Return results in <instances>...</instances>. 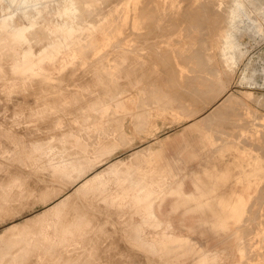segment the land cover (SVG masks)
<instances>
[{"label": "bare ground", "instance_id": "6f19581e", "mask_svg": "<svg viewBox=\"0 0 264 264\" xmlns=\"http://www.w3.org/2000/svg\"><path fill=\"white\" fill-rule=\"evenodd\" d=\"M48 1H50V0H0V10L1 11H3L4 12V15H1L2 16V18L0 19V47H2V49H1V51L2 50H4V53L6 54V52H9V53H14V54H12V58H13V56H14V60H15V58L18 60H20V58H17V57H19V56H17V57H15V54L16 55H20L21 56V60L19 61V63L17 64V67H18V70H19V72L21 73V74H23V75H27V77H28V74H31V73H33V74H31V76H32V80H33V75H35L37 72L36 71H39V73L41 72L42 74H44V77H47L46 78V80L47 79H49V78H53V77H55L54 76V71H55V68H48L47 66H46V62H50V63H53V67H55V64H56V62L57 61H59V62H61L60 64H64V63H66L67 62V60H69V59H71V58H76V57H84L85 58V56L87 55H89L90 54V51L91 50H93V49H95L94 51H92V53L93 54H91V57H92V55H93V57H95L99 52H100V50L99 49H101L102 48V40H110L111 39V36L110 35H112V33L109 35L106 31L108 30V32L110 31V30H112V32H113V30H116L117 28H119V27H125V26H127V24H128V22H130L129 20L131 19V20H133V23H132V25L134 26V28H138V24L140 25V22H141V24H142V22H146L147 21V24L146 25H143L144 26V34H145V28H146V26L149 24V25H151L152 26V28L153 27H155V25H157L156 26V28H158L159 26V23L160 22H162L161 20H163L164 18H166V15H167V17H168V13H170V11L173 9V11L175 10V7H176V5H177V1L175 2V0H118L117 1V3L114 5V4H112L111 3V5H114V6H112L111 7V9H106L105 8V6H107V5H105L106 3H103L104 2V0H103V2H102V4H103V10H104V8H105V12L103 13V14H105L106 12H107V14H105L104 16H102V13L101 12H99V10L101 9H98V4H101V3H99L98 1H100V0H60V2H61V5L59 6V8H58V10H57V14H59V16H60V18H62L61 19V22H58V24H54V25H52V26H50L48 23H47V25H45V26H39V24H40V19H43V21L44 20H46V18H45V16H44V12L48 9V7H49V5H48ZM107 1V0H106ZM113 1V0H112ZM182 1V0H181ZM181 1H179L178 0V5L180 6H184V5H182L181 3H183V2H181ZM185 1V0H184ZM191 1V0H190ZM189 0H187V2L185 1V3H188L189 4V2H190ZM218 1V0H217ZM221 1V0H220ZM228 1V0H227ZM247 0H231V4L229 3V6H228V3H226V1H223V4L224 3H226V4H224V13H221V11L219 10V8L220 7H218L217 9H218V11L214 8V4H213V2H214V0L212 1V0H206V2H205V0H204V2L205 3H202V5L200 6H197L196 5V3L197 2H194L195 3V5H192V6H189V7H187V9H185L183 12H185L183 15H184V17L186 16L187 17V19L185 18V19H183V20H185V22L187 23V25L185 24L184 26H185V29H187V33H190L189 31H191V34L193 33V35L192 36H190V40H188V41H191V43H190V45L189 46H187V48H184L183 50H181V53H180V50H178V52L180 53V54H182V56H183V59H185V62L187 61V63L188 62H192L193 64H194V66L191 68V70H190V72L192 73V70H194V71H196L195 72V76L193 77L192 75V77L193 78H190V79H193V80H197V82L196 83H191L190 84V80H189V83H188V85L190 86V90L192 91V93L193 92H195V93H198V92H200V91H208V90H210V91H215V93H219V95H217V96H220V94L222 93V92H220L221 91V89L222 88H224V86L226 85V83H225V80L223 79V77H222V74H221V70H223V73L224 72H226V71H224V69L223 68H225V66L224 67H222V69L220 68V67H218V66H212V63H209L211 60H212V62H213V57H215V56H217V55H219L220 57V59L222 60V63L224 62L225 63V65H227V66H229V69L231 68L232 69V67H234L235 66V64L237 63V61H239L238 60V57H237V54H236V50H235V48H236V44H235V42L233 41V31L234 30H238L237 28L235 29V24L237 23V21H236V19H238L239 18V16L241 15V12H243L242 11V9L245 7V2H246ZM57 2V1H56ZM55 2V3H56ZM96 2H98V4L96 3ZM107 2H109V0L107 1ZM111 2V1H110ZM116 2V0L114 1V3ZM192 2V1H191ZM229 2H230V0H229ZM193 3V2H192ZM216 3V2H215ZM220 3V2H219ZM39 4H42L43 6L42 7H38L37 5H39ZM102 4H101V6H102ZM213 4V5H212ZM220 4H222V3H220ZM249 4V3H248ZM57 5V4H56ZM110 5V6H111ZM178 5H177V8L178 9H181L180 7H178ZM190 5V4H189ZM217 5H219V4H216V6ZM100 6V5H99ZM100 6V7H101ZM186 6V5H185ZM185 6H184V8H185ZM222 7H223V5H222ZM225 7H226V10H225ZM107 8H109V7H107ZM228 8V9H227ZM252 9V8H251ZM183 10V9H182ZM102 11V10H101ZM176 11V10H175ZM101 13V17H100V15L99 14H97V13ZM179 12V11H178ZM180 12H181V10H180ZM0 13H2V12H0ZM87 13H92V14H96L97 15V17L95 16V18H96V20H93V19H91V20H93L92 22L91 21H88V19L86 18L88 15H90V14H88L87 15ZM173 13H175V14H177V12H173ZM173 13H172V18H173ZM244 13V12H243ZM179 14V13H178ZM181 14V13H180ZM19 17V18H27L28 20H29V22H28V25H22V24H18L17 23V21H20V20H18L19 18H17V21L15 20V18L16 17ZM58 16V15H57ZM92 17H93V15H91ZM170 16V15H169ZM177 16V15H176ZM99 17V18H98ZM174 17H175V15H174ZM180 17V16H179ZM181 17H182V15H181ZM91 18V17H90ZM89 18V19H90ZM94 18V17H93ZM98 18V19H97ZM169 17H168V21H166V22H168V23H171V20H172V23H173V20H175V18H173V19H171L170 21H169ZM240 20H241V18H240ZM243 20H245V18L243 19ZM243 20H241V22L243 21ZM56 21V20H55ZM164 21V23H165V20H163ZM176 21V20H175ZM181 21V20H180ZM179 21V18H178V22H180ZM21 22V21H20ZM150 22V23H149ZM244 22V21H243ZM163 23V24H164ZM181 23V22H180ZM184 23V22H183ZM182 23V24H183ZM246 23H247V21H246ZM250 23H252L251 21H250ZM166 24V23H165ZM182 24H181V26H182ZM224 24V25H223ZM238 24V23H237ZM245 24V23H244ZM248 24H249V22H248ZM248 24H247V26L246 27H248ZM169 26H171L172 24H168ZM173 25H176V24H173ZM128 26H129V24H128ZM243 26V25H242ZM250 26V25H249ZM37 27H38V30H37ZM39 27H40V29L41 30H39ZM150 27V26H149ZM164 27V26H163ZM240 26H238V28H239ZM245 27V28H246ZM251 27H252V25H251ZM126 28V27H125ZM124 28V29H125ZM151 28V29H152ZM165 29H170L169 27H164ZM173 28V30L175 31V29L174 28H176L175 26L173 27V26H171V29ZM179 28V27H178ZM242 28V27H241ZM245 28H243V29H245ZM35 29H36V31H40L39 33H41V36L43 35V36H45L46 37V39H47V41L46 40H44V38L43 37H41L39 34H38V32H37V34H38V36H40L41 38H43V40L45 41V45L44 46H42L41 48H40V50H38L39 49V47L37 48V45H36V47L34 46L35 44H36V42H35V40H32V39H34V37H33V35H35L34 34V31H35ZM120 29H123V28H120ZM130 28H128L127 30H129ZM150 29V28H149ZM242 29V30H243ZM251 29V28H250ZM102 30H106L105 31V33L103 32V34L101 35H97L98 33H102ZM118 30V29H117ZM146 30H148L147 28H146ZM177 30V29H176ZM183 30H184V28H183ZM209 30H211L210 32H212V31H214V32H212L213 34H209L210 32H208ZM240 30V29H239ZM246 30V29H245ZM254 30V29H253ZM120 31V30H119ZM142 31V30H141ZM140 31V32H141ZM155 31H157V30H155ZM164 31V30H163ZM174 31H173V33H174ZM216 31V32H215ZM241 31V30H240ZM249 31V30H248ZM254 31H256V30H254ZM253 31V32H254ZM123 32H124V30H123ZM127 32V31H126ZM125 32V33H126ZM159 32V31H158ZM166 30L164 31V33L165 34H162V33H160V34H162V35H165L166 36ZM250 32H252V31H250ZM249 32V33H250ZM252 32V34L254 35L255 34V32L253 33ZM115 33V32H114ZM117 33H118V31H116V34H115V37L117 36ZM121 33H122V31L121 32H119L118 34H120L121 35ZM125 33H124V35H125ZM129 33H131V31H129ZM150 33H151V30H150ZM171 33H172V31H171ZM175 33H176V31H175ZM186 33V34H187ZM238 33V32H237ZM239 33H241V32H239ZM257 33V32H256ZM36 34V35H37ZM135 34H136V32H135ZM139 34V33H138ZM153 34V33H152ZM155 35H156V32L154 33ZM153 34V35H154ZM185 33H183V35H184ZM243 34V33H242ZM242 34L240 35V36H242ZM251 34V33H250ZM251 34V35H252ZM123 35V36H124ZM126 35H129L128 33H126ZM133 35V34H132ZM131 35V36H132ZM168 35H170V34H168ZM167 35V36H168ZM190 35V34H189ZM188 35V36H189ZM208 35H210L209 37H208ZM259 35V34H258ZM31 36H32V38H31ZM113 36V35H112ZM139 36V35H138ZM147 36H150V37H152L151 36V34L149 35H147ZM156 36H158V35H156ZM172 37H171V40H172V38H173V34L171 35ZM186 36V38H187V35H185ZM185 36H183L184 38H185ZM130 37V36H129ZM133 37H134V35L131 37L132 39L131 40H133ZM140 37V36H139ZM139 37H137L136 36V39L138 38L139 39ZM145 37V39H147L146 38V36H144ZM163 37V36H162ZM170 37V36H169ZM168 37V39H170ZM261 37V36H260ZM41 38H37V36H36V39H38V42H39V39H41ZM113 38V37H112ZM135 38V37H134ZM153 38V37H152ZM155 38V37H154ZM158 38V37H157ZM119 39H121V38H119L118 37V40ZM125 39H126V37H125ZM128 39V38H127ZM136 39H134L133 41H132V43H130V44H134L135 43V40ZM149 40H153V39H150V38H148ZM159 39V38H158ZM158 39H155V40H158ZM162 39V38H161ZM176 39V38H175ZM188 39V38H187ZM43 40H42V42H43ZM113 39H111L110 41H112ZM140 40H142L141 38H140ZM148 40V41H149ZM160 40V39H159ZM179 40V39H178ZM177 39H176V41H178ZM37 41V40H36ZM41 41V40H40ZM103 41V42H104ZM120 41V40H119ZM129 41H130V39H129ZM137 41V43H139V42H141V41H139V40H136ZM139 41V42H138ZM143 41V40H142ZM148 41L146 40V46H145V44H144V47H145V49H146V47H147V45H148ZM163 41V40H162ZM181 41V40H180ZM33 42H35V44L33 45ZM123 42H124V40H123ZM131 42V41H130ZM155 42V41H154ZM153 42V43H154ZM258 42V41H257ZM105 43H107V42H105ZM109 43V42H108ZM118 43V42H117ZM128 43V42H127ZM126 41H125V44H124V46H126ZM151 43V42H150ZM152 43V44H153ZM164 45L168 48V46H167V44H169L167 41L165 42V39H164ZM238 44H240L239 43V41L237 42ZM41 44V45H42ZM111 43H109L108 44V47H109V45H110ZM115 44V43H114ZM136 44V43H135ZM156 44V43H155ZM35 47V48H37V51L35 52V48L33 47V46ZM118 45V44H117ZM119 45H120V42H119ZM140 45H142V43L140 44ZM139 45V48L141 47ZM160 45H161V47H163V50H164V46H162L163 44H159V48H161L160 47ZM180 45V44H179ZM131 46V45H130ZM129 46V47H130ZM136 46V45H135ZM151 46V45H150ZM153 46V45H152ZM152 46H151V49L153 50H155L156 48L155 47H153L152 48ZM158 46V45H157ZM238 46V45H237ZM107 47V45H105V47H103V48H106ZM121 47H122V43H121ZM137 47V46H136ZM181 48H182V46H180ZM240 47V46H239ZM34 48V49H33ZM119 47L117 46V48L116 49H118ZM124 48V47H123ZM122 48V49H123ZM127 48H128V45H127ZM131 48H134V46L133 47H131ZM138 48V47H137ZM142 48V47H141ZM148 48H150V47H148ZM166 48V49H167ZM175 48V47H174ZM96 49H98V50H96ZM114 49V48H113ZM121 49V50H122ZM124 49H126V48H124ZM162 49V48H161ZM160 49V50H161ZM166 49H165V51H166ZM170 49H171V47H170ZM170 49H169V51H170ZM237 49V51H238V47L236 48ZM121 50H120V48H119V51H117V50H115V52L117 51L118 52V54L120 53V54H122V57L124 56L123 55V53H121ZM128 50V52H129V49H126V51ZM130 50H133V49H130ZM152 50H151V52H152ZM157 50H159L158 48H157ZM168 50V49H167ZM172 50V49H171ZM176 50V49H175ZM6 51V52H5ZM39 51V52H38ZM99 51V52H98ZM110 51H111V49H110ZM110 51L109 52H107V54L108 53H110ZM133 51H135V49L133 50ZM145 51V50H144ZM173 51V50H172ZM171 51V52H172ZM240 51V50H239ZM38 52V53H37ZM96 52H98L97 54H96ZM106 52V51H105ZM111 52H113V54H114V50H112ZM131 52V51H130ZM130 52H129V54H130ZM149 52V51H148ZM156 52V51H155ZM154 52V53H155ZM163 51L161 50V54L163 55L162 57H161V59L164 57V54L162 53ZM167 52V51H166ZM174 52V51H173ZM0 53H2V52H0ZM96 55H95V54ZM133 54H135V57H137V58H140V54L141 53H138L139 54V57H138V55H137V53L135 52H132ZM131 53V54H132ZM157 53V52H156ZM170 53V52H169ZM168 53V54H169ZM174 53H176V52H174ZM174 53H172V55L174 54ZM242 53V52H241ZM246 53V52H245ZM100 54V53H99ZM102 54V53H101ZM111 54V53H110ZM149 55L148 56H150V54H152V53H148ZM158 54H159V52H158ZM157 54V55H158ZM167 54V55H168ZM178 54V53H177ZM176 54V58H178L179 57V55H177ZM243 54V53H242ZM4 55V54H3ZM2 55V56H3ZM65 56V57H62L61 59H59V56ZM115 55V54H114ZM114 55H113V58H114ZM125 55H126V53H125ZM127 55H128V53H127ZM137 55V56H136ZM153 55V54H152ZM152 55H151V58H152ZM157 55H156V58H157ZM160 55V54H159ZM158 55V56H159ZM165 55H166V53H165ZM171 55V56H172ZM239 55H240V52H239ZM246 55V54H245ZM5 56V55H4ZM98 56H100V55H98ZM101 56H103V55H101ZM117 56V55H116ZM119 57H120V55H118ZM117 56V57H118ZM130 56L131 55H128V57L130 58ZM178 56V57H177ZM182 56H180V57H182ZM241 56V55H240ZM6 57H7V55H6ZM5 57V58H6ZM8 57H9V54H8ZM7 57V58H8ZM68 57H71V58H69L68 59ZM89 57H90V55H89ZM88 57V58H89ZM92 57V58H93ZM103 57H105V56H103ZM102 57V59H101V63H102V65H101V67L103 66V65H105L103 62H105L104 61V58ZM107 57V56H106ZM105 57V60L107 59ZM115 58V59H117V61H119L118 60V58ZM132 57H133V55H132ZM142 57H143V54H142ZM141 57V58H142ZM167 56H165V58H166ZM4 58V59H5ZM6 58V59H7ZM10 58V57H9ZM87 58V59H88ZM92 58H90L89 59V63H90V61H91V59ZM100 58V57H99ZM99 58L97 59V60H99ZM108 58H112L111 56L109 57L108 56ZM112 58V59H113ZM121 58V57H120ZM124 58V57H123ZM126 58V57H125ZM134 58V57H133ZM137 58H135V60L137 59ZM140 58V59H141ZM144 58H145V56L142 58L143 60H144ZM147 58V57H146ZM159 58V57H158ZM169 58H171L172 60H173V62L171 61V63L172 64H174V58H173V56L172 57H167V59L170 61L171 59H169ZM6 59H5V62L4 61H2V65H3V62L4 63H6ZM11 59V58H10ZM83 59V58H82ZM96 59V58H95ZM115 59H113L114 61H115ZM138 60L139 62H141V60ZM150 58H148V60H149ZM154 59H155V56H154ZM164 59V58H163ZM180 59V58H179ZM182 59V58H181ZM244 59V58H243ZM243 59L242 60H240V61H243ZM80 60V59H79ZM93 60V59H92ZM96 60V61H97ZM126 60L128 61V59L126 58ZM148 60H146L145 59V63H147V65L149 66H145L146 68H149L150 69V64H148ZM158 60H160V59H158ZM158 60H157V63H158ZM165 60V59H164ZM178 60V59H177ZM220 60V61H221ZM13 61V60H12ZM17 61V62H18ZM70 61V60H69ZM78 61V60H77ZM77 61H76V63H77ZM94 61V60H93ZM93 61H91L92 63H93ZM96 61H94L95 62V64H96ZM121 61V60H120ZM125 61V60H124ZM124 61L121 63V65L124 63ZM154 61V60H153ZM181 61V60H180ZM179 61V62H180ZM16 62V61H15ZM80 62V61H79ZM81 62H82V60H81ZM99 61H98V64L100 63ZM111 62V59H110V61L109 62H107L106 61V63L107 64H109ZM113 62V61H112ZM129 62V61H128ZM138 62V63H139ZM150 63H151V67H153V62H151V61H149ZM161 62H162V60H161ZM165 62H167V60L165 61ZM183 62H184V60H183ZM184 62V63H185ZM216 59H215V64H216ZM8 63H9V60H8ZM7 63V64H8ZM11 63V62H10ZM10 63H9V65H10ZM76 63H73V64H75V65H77ZM89 63H87V65L89 64ZM115 63V62H114ZM132 63V60H131V62H130V65H132L131 64ZM156 63V60H155V62H154V64ZM164 63V62H163ZM178 63V62H177ZM177 63L176 64H174L173 65V67L170 65V67L171 68H173V70H174V66L175 65H177ZM184 63L182 64V62H181V64H182V66L184 65ZM186 63V64H187ZM6 64V66H8ZM86 64V63H85ZM94 64V63H93ZM97 64V65H98ZM128 64V66H129V63H127ZM127 64H126V62H125V65L127 66ZM136 64H137V60H136ZM180 64V65H181ZM185 64V65H186ZM241 64V63H240ZM246 64V63H245ZM15 65V64H14ZM13 65V66H14ZM61 65V66H62ZM67 65H68V62H67ZM75 65H74V70H77V68H79V66L78 67H76L75 68ZM91 65V64H90ZM90 65L88 66V67H90ZM97 65H95V66H97ZM111 65V67L113 66V64L111 63L110 64ZM110 65H109V68H110ZM124 65V66H125ZM142 65H143V63H142ZM165 65V64H164ZM167 65H169L168 64V62H167ZM166 65V69H168V66ZM190 65V64H189ZM213 65H214V62H213ZM65 66V65H64ZM68 66H70V65H68ZM81 66V65H80ZM84 67H85V65H83ZM94 66V65H93ZM93 66H92V68H93ZM105 66H108V65H105ZM105 66L103 67L104 68V70H105ZM115 66H117V64L115 65ZM120 66V63L118 64V67ZM124 67L125 68V70H126V72H127V69L126 68H128V67ZM136 66V65H135ZM138 66V65H137ZM140 66V65H139ZM138 66V68H140ZM157 66V64L156 65H154V67H153V69H151V70H154V68ZM160 66V64H158V69L160 68L159 67ZM222 66H223V64H222ZM244 66V65H243ZM3 67H4V65H3ZM3 67H1V68H3ZM8 67H10V66H8ZM7 67V68H8ZM66 67V66H65ZM65 67H63V71L62 72H60V73H64V71H65ZM98 68L97 69H99V66H97ZM100 67V68H101ZM114 67V66H113ZM112 67V68H113ZM121 67H123V66H121ZM164 66L162 65V68H163ZM189 67L190 66H188V69H189ZM236 67V66H235ZM5 68V67H4ZM3 68V69H4ZM11 68H13V67H11ZM72 68V69H73ZM83 68V67H82ZM91 68V67H90ZM109 68L107 67L106 68V71H107V74H105V75H108V76H110L111 77V75H109L110 73L112 74L113 73V71L112 72H110L109 71ZM112 68H110V70H112ZM132 68V67H131ZM135 68V67H134ZM144 68V67H143ZM176 68V67H175ZM183 68V67H182ZM243 68V67H242ZM6 69V68H5ZM4 69V70H5ZM70 69V68H69ZM83 69H85V68H83ZM94 69H95V71L97 70L95 67H94ZM102 69V68H101ZM99 70V71H101L100 73L102 74V72H104L105 73V71H102V70ZM119 69H120V67H119ZM133 69V68H132ZM132 69H131V71H132ZM136 69V68H135ZM135 69H133V70H135ZM177 69H181V66H180V68H179V66H178V68ZM184 69H187V67L185 66V68ZM183 69V70H184ZM236 68H234V69H232L231 71L233 72L234 70H235ZM241 69V68H240ZM16 70H17V68H16ZM62 70V69H61ZM79 70H80V68H79ZM87 70L89 71L90 69H88L87 68ZM92 70V69H91ZM90 70V71H91ZM114 70V69H113ZM122 70V74L124 75V76H122V77H125L124 79H127L128 77H129V75H126V76H128L127 78H126V76H125V73H123V69H121ZM144 70H146V69H144ZM163 70V69H162ZM168 70H170L171 71V69L169 68ZM167 70V71H168ZM227 70V69H226ZM237 70H238V68H237ZM6 71H7V73H8V70L6 69ZM11 71V70H10ZM14 71V70H13ZM67 71H70L71 72V70H68V68H67ZM81 71H82V69H81ZM94 71V70H93ZM92 71V72H93ZM98 71V72H99ZM115 71V70H114ZM130 70H129V72H131ZM138 71V69L136 70V72H134L135 74L136 73H138L139 74V71ZM155 71H157V68H156V70ZM154 71V72H155ZM160 71V70H159ZM166 71V70H165ZM189 71V70H188ZM230 71V70H229ZM229 72V74L231 73L232 74V72ZM17 72V71H16ZM19 72L18 73H15L16 75L17 74H19ZM66 72V71H65ZM70 72H68V75L70 74ZM73 73H74V71H72ZM92 72H91V74H92ZM118 72V71H117ZM133 72V71H132ZM142 71L140 70V73H141ZM152 72V71H151ZM151 72H149L150 74H152ZM178 72V71H177ZM190 72H186V73H188V74H190ZM239 72H241V71H239ZM35 73V74H34ZM38 73V74H39ZM40 73V74H41ZM72 73V74H73ZM103 73V74H104ZM115 73V72H114ZM143 73H146V71L144 72L143 71ZM157 72H155L154 73V76L152 75V78L153 77H155V74H156ZM162 73H164V74H166V76H167V74L168 73H171V72H167V73H165L164 72V70L162 71ZM161 73V74H162ZM173 73V72H172ZM175 73V72H174ZM173 73V74H174ZM180 73V72H179ZM184 73V72H183ZM182 73V74H183ZM194 73V72H193ZM192 73V74H193ZM234 73V72H233ZM6 73H4V75H5ZM12 73H10V75H11ZM13 74H14V72H13ZM11 75V76H14V75ZM79 74V73H78ZM78 74H77V71H76V73H75V75H76V77L78 76ZM82 76L85 74H89V73H87V71L86 72H83V74H82V72L80 73ZM117 74V73H116ZM119 74V73H118ZM126 74H128V72L126 73ZM130 74V73H129ZM158 74V73H157ZM160 74V73H159ZM226 74V73H225ZM228 74V73H227ZM228 74V75H229ZM1 75H3V74H1ZM4 75H3V77H4ZM15 75V78H20V77H18V75L16 76ZM58 75H60V74H58ZM67 75V74H66ZM85 75H84V77H83V79H85ZM94 75H96L97 76V72H95V74ZM99 75V74H98ZM105 75H103L104 77H108V76H105ZM112 75H114V74H112ZM120 75V74H119ZM119 75H118V77H119ZM146 75V74H145ZM170 74H168V76H169ZM176 75V74H175ZM178 75V74H177ZM233 75V74H232ZM243 75V74H242ZM7 76H8V74H7ZM35 76H37V75H35ZM40 76V75H39ZM64 76V75H63ZM72 75H70V76H68L69 78L71 77ZM82 76H80V77H82ZM89 76H90V74H89ZM93 76V75H92ZM91 76V77H92ZM115 76V75H114ZM113 76V77H114ZM133 77H134V74L132 75ZM132 76H130L129 78H131L132 79ZM136 76H137V74H136ZM139 76H140V74H139ZM138 76V77H139ZM142 76H143V74H142ZM141 76V77H142ZM147 76H148V73H147ZM147 76H146V78H147ZM160 76V75H159ZM159 76L157 75L156 77H158V79H160L161 78V80H162V77H163V75L159 78ZM165 76V75H164ZM184 76H186L185 74H184ZM188 76V75H187ZM187 76H186V78H187ZM190 76V77H191ZM10 76H8V78H9ZM24 77V76H23ZM30 77V76H29ZM29 77H28V79H29ZM65 78H66V76H64ZM63 77V79L61 80L62 82L65 80L66 81V79L67 80H69L68 78H64ZM79 76H78V78H80ZM86 77H88L87 75H86ZM91 77H90V79H91ZM155 77V78H156ZM231 77V76H230ZM235 77V76H234ZM26 78V77H25ZM24 78V79H25ZM38 78V77H37ZM42 78V77H41ZM74 77H72L71 78V82H73L72 81V79H73ZM96 78V77H95ZM97 78H100V77H98L97 76ZM96 78V79H97ZM117 78V76L116 77H114V79H116ZM120 78V77H119ZM118 78V79H119ZM137 78V77H136ZM140 78V77H139ZM138 78V79H139ZM143 79H145L144 77H142ZM142 78H141V80H142ZM148 78H150L151 79V77H149L148 76ZM171 78V77H170ZM177 78V77H176ZM180 78V77H179ZM233 77H231V79H232ZM242 78V77H241ZM4 78H2L1 79V81L3 80ZM14 79V78H13ZM13 79H10V80H13ZM21 79V78H20ZM27 79V78H26ZM55 79H57V78H54V80ZM59 79V78H58ZM57 79V80H58ZM77 79V78H76ZM75 79V80H76ZM81 79V78H80ZM92 79H94L93 77H92ZM92 79H91V81H92ZM101 79H102V76H101ZM101 79H99V81L98 82H101ZM104 79V78H103ZM106 79V78H105ZM117 79V80H118ZM123 79V78H122ZM123 79V80H124ZM134 79H135V77H134ZM138 79H137V81H138ZM150 79H149V81L148 82H150ZM165 79V78H164ZM163 79V81H165ZM168 79H169V77H168ZM172 79H173V76H172ZM181 79V78H180ZM182 79H184V81L186 80L184 77L182 78ZM182 79H181V81L179 82V84L180 83H182ZM244 79H247V76L245 75L243 78H242V81H244ZM5 82H7V78L5 77ZM23 80V79H22ZM30 80V79H29ZM29 80L27 81V82H29ZM34 80H35V83H36V81L37 80H39V79H35L34 78ZM43 80H45V78H42V82H43ZM53 80V81H54ZM74 80V81H75ZM82 80V79H81ZM95 80V79H94ZM93 80V81H94ZM111 80V79H110ZM120 81H121V79H119ZM129 80V79H128ZM127 80V81H128ZM174 80V79H173ZM237 80V79H236ZM0 81V82H1ZM4 81V80H3ZM14 81V80H13ZM59 81V80H58ZM77 81V80H76ZM75 81V82H76ZM93 81H92V83H93ZM103 81V80H102ZM108 81H109V79H108ZM116 81V80H115ZM126 81V80H125ZM125 81H123L122 83L124 84V82ZM130 81V80H129ZM133 82V85H134V82H135V80H132ZM139 81H140V79H139ZM143 81V80H142ZM142 81H140V82H142ZM154 81H156L157 82V80L155 79ZM163 81H162V83H163ZM33 82V81H32ZM32 82H29V83H32ZM39 81H37V83H38ZM45 82V81H44ZM43 82V83H44ZM49 82H50V80H49ZM96 82V81H95ZM110 82V81H109ZM112 82V81H111ZM151 82H152V79H151ZM158 82H161V81H158ZM178 82V81H177ZM186 82V81H185ZM193 82V81H192ZM239 82V81H238ZM3 83V82H2ZM16 83V82H15ZM28 83V85L30 86V87H32V84L30 85ZM34 83V84H35ZM40 83H41V79H40ZM42 83V84H43ZM55 83H56V81H55ZM54 83V84H55ZM65 83V82H64ZM68 83V82H67ZM67 83H66V85H67ZM77 83H79V81L77 82ZM86 83H88L87 85L89 86V84L91 85V83H89V82H86ZM103 82H101V84H102ZM105 83V82H104ZM108 82H107V80H106V83L105 84H107ZM113 83H115L114 81H113ZM117 83H118V81H117ZM116 83V84H117ZM127 83V82H126ZM132 83H130L129 85L130 86H132ZM147 83V80L145 79V84ZM165 83V82H164ZM163 83V84H164ZM167 83H169L168 82V80H167ZM173 82H172V80H171V83L170 84H172ZM184 83V82H183ZM182 83V84H183ZM4 84V83H3ZM2 84V85H3ZM22 84V83H21ZM47 85L48 83L46 82V83H44V85ZM51 84V83H50ZM58 85L59 84H61V82L60 83H57ZM69 84H73V83H70L69 82ZM76 84V83H75ZM75 84H73L74 85V87L75 88H77L78 89V87L80 86L81 88H82V86H81V84H79V85H77V87L75 86ZM83 85L85 84L84 82L82 83ZM94 84V83H93ZM93 84L91 85V86H93ZM100 84V85H101ZM112 84V83H111ZM119 84V86H121L120 84L121 83H118ZM154 84H156L155 82H154ZM177 84V83H176ZM181 84V85H182ZM185 84V83H184ZM17 85V84H16ZM37 85V84H36ZM43 85V86H44ZM49 85V84H48ZM52 85V84H51ZM51 85H50V87H51ZM63 85H65V84H63ZM62 85V86H63ZM73 85H72V87H70L71 88V94H72V96H74L73 95V93L72 92H74L75 91V88L73 87ZM95 85H98V83L96 84L95 83ZM103 85V84H102ZM108 85H110V84H108ZM125 85H127V84H125ZM135 85H136V83H135ZM134 85V86H135ZM139 85V84H138ZM143 85V84H142ZM142 85H140V86H142ZM146 85H150V83L148 84H146ZM153 85V84H152ZM151 85V86H152ZM160 85V87H158ZM169 84H167V86H166V88L168 87V88H170L169 86H168ZM178 85V84H177ZM181 85H180V87H181ZM1 86V85H0ZM19 86V85H18ZM28 86V87H29ZM34 86V85H33ZM38 86H40V88L38 89L39 91H41L40 89H41V84H39V85H37V87ZM67 86H70V85H67ZM85 87H86V85H84ZM104 86V85H103ZM106 86V85H105ZM104 86V87H105ZM113 86V84L111 85V87ZM128 86V85H127ZM126 86V87H127ZM130 86H128V88L130 89ZM158 86L157 85H153V87H151L150 88V86L148 87V89H149V91H147L146 93H147V96H146V98L144 99V97H142L143 98V100H145L144 102H143V100L142 99H140V100H142V102L144 103V104H146V105H150V104H154V102H155V104L153 105L152 104V106H155L156 104L157 105H159L160 103L162 104V102H163V104H164V106L162 107V109L163 110H159V109H157V110H153V112L152 111H150L149 109H147V108H145V109H143V110H139L138 108H137V110H139V111H134V106H133V102L135 101V97H132V96H128V95H126V96H124V95H122L123 94V92L125 93L126 91H125V89H124V86H122L123 88H121L120 90H118V91H116V89H111L110 87V89L108 88V86H107V88H106V90L104 89V88H102V87H100L101 89H103V90H105V92H104V94L102 95L101 94V98H102V100H98V101H96L95 99H94V97H95V95H96V93L94 94V95H92V98H91V95L90 94H88L87 92L89 91V89H88V91L86 92H84V93H86V94H88V95H90L89 96V98L90 99H92L91 100V105H90V109H96V111H97V113H99L100 111H102V113L103 114H109V115H111V114H113V113H109L110 111H112V109H114V111H116V109L118 110V111H120V112H123V113H126V114H131L133 117H134V119H133V117H132V119H133V121H134V123L133 124H135V128H136V130L138 131V132H140L141 133V130H144L148 125L147 124H151L152 123V125L154 124H156V121L155 120H157V119H159V118H161V117H163L164 116V111L165 110H168L169 108L170 109H172V108H174V110H175V108H181V109H176L177 111L178 110H181V112L180 113H177V115H176V118H178V119H181V117H182V114H188V112L190 113L191 112V110H193V109H189L190 111H188V112H186L187 111V109H188V107H186V105H185V103L183 104V102L181 101L182 99L181 98H179V96H180V94L178 95L177 94V96L176 95H172L171 94V90L170 89H166V90H170V91H162L163 89H161V84L159 83L158 84ZM52 87H54V86H52ZM55 87H57L58 88V86H56L55 85ZM85 87H83V88H85ZM90 87V86H89ZM116 87H118V86H116ZM125 87V88H126ZM173 87H174V85H173ZM172 87V92H173V90L174 89H176L175 87L173 88ZM186 87L187 86H185V90H188V88L186 89ZM207 89H206V88ZM0 88H2V87H0ZM4 88V87H3ZM44 89H45V87H43ZM43 88H42V92L44 93L45 91H43ZM48 88H49V86H48ZM68 88V87H67ZM67 88L65 87L64 89H66L67 90ZM73 88H74V91H73ZM80 88V89H81ZM93 88V87H92ZM92 88H90V91L92 90ZM95 88H97V86H95ZM94 88V89H95ZM133 88V87H132ZM135 89H136V87H134ZM145 89H146V87H144ZM179 88V87H178ZM251 88V87H250ZM20 89L21 88H19V92L17 93L18 95H16L17 96V98H18V96H21V92H20ZM31 89H33V88H31ZM47 89V88H46ZM45 89V90H46ZM54 89L55 88H52V91L50 90V92H51V94L53 93V91H54ZM61 89H63V88H60V90ZM76 89V90H77ZM87 88H85L84 90H86ZM93 89V90H94ZM127 89V88H126ZM138 89V88H137ZM1 90V89H0ZM35 90H36V88H35ZM56 90H58V89H56ZM55 90V91H56ZM60 90H59V92H60ZM83 90V91H84ZM98 90H100L99 89V85H98ZM131 90H133V89H131ZM140 91L139 92H141L142 90L141 89H139ZM147 90V89H146ZM145 90V91H146ZM165 90V89H164ZM177 90V89H176ZM179 90H180V88H179ZM183 90V89H182ZM247 90V89H246ZM2 91V90H1ZM25 91V90H24ZM47 91V90H46ZM65 91V90H64ZM69 91V89L67 90V92ZM78 91V90H77ZM129 91V90H128ZM127 91V92H128ZM243 91V90H242ZM32 92V91H31ZM59 92H58V94H59ZM61 100L62 101H64L63 99H66L67 100V98H69V96H67V98H64L63 97V91L61 90ZM93 92H96V91H93ZM130 92V91H129ZM139 92H138V94H139ZM175 92V91H174ZM173 92V93H174ZM187 92L188 91H186L185 93L187 94ZM29 93H30V89H29ZM37 93H38V91H37ZM43 93H39V94H43ZM65 93V92H64ZM78 93H79V91H78ZM81 94H82V91L80 92ZM97 93H98V91H97ZM101 93V91H99V94ZM120 93H122L121 95H120ZM137 93V92H136ZM143 93H145V92H143ZM182 93H183V91H182ZM194 93V94H195ZM244 93V92H243ZM7 94V93H6ZM20 94V95H19ZM23 94V93H22ZM36 94V92L34 93V95ZM38 94V95H39ZM51 94H50V96H51ZM54 94V93H53ZM58 94L56 93V96H58ZM70 94V95H71ZM75 94V93H74ZM141 94V93H140ZM184 94V93H183ZM45 95H46V93H45ZM45 95H43V96H45ZM49 95V94H48ZM65 95V94H64ZM68 95H69V92H68ZM76 95H78V94H75V96ZM98 95V94H97ZM145 95V94H144ZM182 95V94H181ZM247 94L245 93V96H246ZM36 96H37V94H36ZM55 96V95H54ZM71 96V98H73ZM74 96V98H76ZM81 96V95H80ZM80 96H78L77 97V99H78V101H79V103H81V102H83L84 100H82V98L84 97H81L80 98ZM94 96V97H93ZM121 96V97H120ZM123 96V97H122ZM188 96V95H187ZM255 96V95H254ZM264 96V95H263ZM2 97V96H1ZM11 97H13L14 98V96L12 95ZM22 97V96H21ZM35 97V96H34ZM37 97H39V96H37ZM48 97V96H47ZM46 97V98H47ZM51 97H53V96H51ZM51 97H50V99H49V97H48V99H49V101L48 102H46V104L44 105V106H46L47 104H49V105H47L48 107L50 106V100H51ZM193 97V96H192ZM246 97H248V96H246ZM259 97V96H258ZM257 97V98H258ZM2 98H4V97H2ZM13 98L11 99V102H13L14 104H16L17 105V103H16V101H18V99L17 98H14V99H17L15 102L14 101H12L13 100ZM26 98H27V96H26ZM54 98V97H53ZM80 98V99H79ZM89 98H87V100L89 99ZM98 98H99V95H98ZM139 98H140V96H139ZM183 98V97H182ZM189 98H191V96H189ZM233 98V96H232V93H230V94H228V95H226L225 96V98L222 100V102H221V104H219L217 107H215L208 115H206V116H204L203 118H199V119H196L195 121L193 120V122L191 123V127L190 128H193L194 130H196L197 132H199V145L197 146V149L196 148H193V149H191L189 152H188V158L191 160V159H194V158H200V157H204V153H211V159L212 160H214V157H215V155H216V153H218V152H220V153H222L223 154V156H225L226 154H232L233 155V158L232 159H230V160H225L224 158H223V160H220V161H215V162H213V164L212 165H203V164H200V166H199V168H192V169H188V165L187 164H185V161H187L185 158H184V156H183V151H181V150H178L177 152H176V154H174V155H167V154H162V152H160L161 150H162V147H156L155 145H152V144H148L146 147H143V148H139V149H135L132 153H131V156L127 159V158H117V159H114V160H109V157H111L113 154H115L116 152H118V150L122 147V146H125V145H127V144H131L133 141H134V136H132L131 135V133L129 132V131H127L126 130V128H125V126H124V128H123V130L122 129H118V127L119 126H121V124H119V126H117V131L119 130L120 131V133H117L116 134V136H115V134H113L114 136H115V138L117 137V139H111V138H108L109 137V132H111L110 131V128L107 126V121H104V120H102V122H103V124H102V126H99L101 123H100V121H101V119H100V117L99 118H96V116H95V120H92L93 119V117L92 116H94L93 114L95 113V115H97L96 114V112L94 111H92L91 112V117L90 116H86V114H88L89 112H90V110L89 109H86V110H89V112L88 111H86V112H88V113H86L85 114V116H84V114L83 115H81L80 116V113H78L79 114V116L81 117V122L80 123H78L77 124V122L75 123V119H72V118H70V119H72L73 121H74V125H79V127L80 128H78L77 127V125H76V127L78 128V129H76V130H73V129H70L69 130V132H68V136H70L69 137V139H71V148H72V150H73V152H68V156L67 157H63V159L61 160V162H57L56 164H57V169L59 168L60 170H61V173L63 172L64 174H65V176L67 175V176H74V182H75V184H76V189H75V192H77V193H82L83 194V197H82V199L85 201L84 203H85V205H84V203H83V200H82V203L79 201V203H81L82 205H84V207H83V209L84 208H86L85 206H86V201H90V203L93 201V197H91V196H93V195H98L99 197H102V191H103V194L105 193L106 195H105V199H110V197H112V200H113V202H114V204L116 203V202H118V201H120L121 203H127V204H132V206L134 207V211H135V209L137 210L136 212H139V214L141 213L142 214V219H141V221L140 222H138L137 224H136V229L138 230L137 232H138V235L136 234L135 236H137V238L139 237V231H141V229H142V223H145V222H149V221H151V226L153 227V229H154V231L152 232L153 233V236H152V238H151V240H149V241H145V243H146V246L148 247V249L150 250V248H149V246L151 247V249L153 250V252L154 253H156V252H161L162 254H164L165 256H167L166 254H169L175 247L177 248V247H180V246H184L185 247V244H187V242H188V238H190L189 236H187V235H185V234H182V233H180L179 231H177V228H178V226L177 225H175V223H174V221H173V219H172V215L173 214H175V213H177V212H181L180 213V228H181V230H183V229H188V230H194L195 229V226H191V225H188L187 223H186V220H187V218L190 216V215H195V221H197L198 223L199 222H201V224L202 225H204V226H206V228L207 229H209V230H213V231H221V232H229V236L228 237H232V245H231V249H232V251H231V254H232V259L231 260H229L228 262H227V264H263V263H260V261H262L263 259H264V251L263 252H259V248L257 249V246L259 245H261L260 247H264V226H261L262 225V223H263V225H264V215L262 216L263 217V219L261 218V220H263V221H260V212L262 211H260L259 210V206L261 207V204L263 203V205H264V202H263V199H264V193H262V194H256L255 196L254 195H252V191L253 190H255L256 192H258V191H263L264 192V188H263V183H264V169L262 168L263 167V164H262V162L264 161L263 159H261L260 158V155H253V148H250V146L249 147H247L245 144L244 145H242V142H243V140H242V136L244 137V136H250V137H252V139L253 140H257V142L258 141H260V140H262L263 139V142H264V137L262 138V139H260V137H258V138H256L255 137V135H256V132H255V135H253L254 133H252L251 135H249L250 134V132H249V134H247V133H245L246 131V129L247 128H243L244 129V131H242L243 129L242 128H240V127H242V126H238L241 122L240 121H238V120H240L239 118H238V122H239V124L237 125L238 126V128H239V131H236L235 129H232L231 131H229V127L227 128L228 130H222V128H216L215 127V125H213V126H204L205 125V121L207 120L206 118H210L212 115H214V114H216V113H219L220 115H222L221 117H220V119H219V121L217 122V124H221L223 121L225 122H228V121H230L229 120V118L226 120V116H227V114H228V112H225L226 111V109H225V102H227V101H229V100H231ZM254 98H256V96L254 97ZM256 98V99H257ZM21 98H19V100H20ZM35 99H37L36 97H35ZM34 98L32 99V100H35ZM55 99V98H54ZM56 99L57 100H59L60 99V96H59V99H58V97H56ZM77 99H75V100H77ZM94 99V100H93ZM181 99V100H180ZM260 100H261V98H259ZM262 99H264V97L262 98ZM25 100V99H24ZM29 100H30V98H29ZM29 100H28V102H29ZM42 100H45V97L43 98L42 97ZM64 101V102H69L70 103V99H68L69 101ZM73 101H75L74 99H72ZM81 100V101H80ZM140 100H138L139 102H140ZM3 101V100H2ZM1 101V102H2ZM21 101V104L22 103H24V102H22L23 100H20ZM31 101V100H30ZM41 101V100H40ZM54 101H56V100H54ZM53 101V102H54ZM95 101V102H94ZM188 101V100H187ZM10 102V103H11ZM27 102V101H26ZM36 102H37V100H36ZM43 102V101H42ZM61 102V101H60ZM64 102H62V103H64ZM85 102V101H84ZM89 100H88V106H89ZM41 103V102H40ZM75 104L77 103V101L76 102H74ZM141 104V106H138V107H142V108H144V104ZM241 103V102H240ZM12 104V103H11ZM10 104V108L9 109H11V105ZM13 104V105H14ZM32 104H34V101H31V105ZM44 104V103H43ZM54 104H55V102H54ZM54 104H51V106L52 107H55V111L54 112H52V114L54 115V113L55 112H57V114H58V112H59V110H60V112L62 111V109L61 108H57V106H59L61 103H56V105H54ZM65 104H67V103H64V105ZM82 104V103H81ZM139 104V103H138ZM137 104V105H138ZM16 105H14V106H16ZM24 105V104H23ZM23 105H22V107H23ZM37 105V104H36ZM40 105V104H39ZM70 105V104H69ZM74 105V104H73ZM29 106H30V104H29ZM28 106V107H29ZM61 106H63V104L61 105ZM60 106V107H61ZM66 107H68V105H65ZM72 106V105H71ZM78 106V105H77ZM76 106V107H77ZM82 106H83V108H85V106L82 104ZM82 106L80 105L79 107H80V109H83L82 108ZM87 106V104H86V108L88 107ZM147 106V107H148ZM160 106V105H159ZM158 106V107H159ZM1 107V106H0ZM17 107H18V105H17ZM19 107H20V104H19ZM18 107V108H19ZM27 107V108H28ZM38 107V106H37ZM74 107V106H73ZM149 107H151V106H149ZM189 107H190V104H189ZM6 108H8V106L6 107ZM15 108V107H14ZM13 108V109H14ZM21 108V107H20ZM56 108H57V110L58 111H56ZM153 108V107H152ZM155 108H156V106H155ZM154 108V109H155ZM16 109V108H15ZM26 108H24V110H25ZM32 109V108H31ZM40 109V108H39ZM38 109V110H39ZM50 109H52V108H50ZM69 109V108H68ZM67 109V110H68ZM76 109V108H75ZM75 109L74 110H72L71 108H70V110H72V111H74L75 112ZM78 109V108H77ZM80 109L78 110V111H80ZM20 111L22 110V108L21 109H19ZM28 110H29V108H28ZM38 110H37V112H38ZM248 110V109H247ZM23 111V110H22ZM26 111H27V109H26ZM44 110H42L41 112H43ZM65 111H66V108H65ZM84 111H85V109H84ZM176 111V112H177ZM18 112V111H17ZM36 112V111H35ZM35 112H33V114H36ZM69 112H71V111H69ZM68 112V113H69ZM77 112V111H76ZM81 112H83V111H81ZM195 112V111H194ZM199 112H200V110H199ZM199 112L197 113V115L199 114ZM12 113V112H11ZM10 113V114H11ZM14 114H15V112H13ZM44 113V112H43ZM42 113V114H43ZM47 113V112H46ZM64 113V112H63ZM63 113H61V117H63L62 116V114ZM66 113H67V111H66ZM101 113V112H100ZM227 113V114H226ZM249 113V112H248ZM0 114H1V111H0ZM13 114V115H14ZM27 114H28V112H27ZM70 114H72V113H70ZM102 114V115H103ZM119 114V113H118ZM191 114V113H190ZM1 115H4V114H1ZM12 115V116H13ZM30 115H32V114H30ZM30 115H29V117H30ZM40 115V114H39ZM45 115V114H44ZM60 115V114H59ZM58 115V116H59ZM64 116H66V114H63ZM73 115H75V114H73ZM90 115V114H89ZM114 115V117L117 115H115V113L113 114ZM196 114H192V116H195ZM5 116V115H4ZM8 117L7 118H10L9 117V115H7ZM22 116H24V115H22ZM42 116V115H41ZM50 116H51V114H50ZM76 116V115H75ZM82 116H83V118H82ZM101 116V115H100ZM106 117L108 116V115H105ZM119 116V115H118ZM118 116H117V118L115 119L116 120V122L117 123H119V120H120V123H123V122H121L122 120H123V117H122V120H121V118L119 119L118 118ZM122 116H123V114H122ZM229 116V115H228ZM14 117V116H13ZM26 117H28V116H26ZM32 117H34V115L32 116ZM36 117H37V115H36ZM39 117V116H38ZM37 117V118H38ZM43 117V116H42ZM54 117V116H53ZM53 117H51V119L53 118ZM55 117H56V115H55ZM55 117H54V121L55 120H57V118L55 119ZM69 117H72V115L71 116H69ZM74 117V116H73ZM77 117L78 116H76V119H77ZM97 117H98V115H97ZM110 117V116H109ZM108 117V118H109ZM196 117V116H195ZM230 117H231V115H230ZM24 118V117H23ZM35 118V117H34ZM46 118H48V116L46 117ZM58 118H60V116L58 117ZM66 119H67V117H65ZM90 118H91V120L92 121H95V125H93L92 123V125L94 126V129L92 130V131H87V129H86V133L88 134V135H86L87 137L86 138H84L85 136L83 135V130H84V128H83V126H86L85 125V122H86V120H89L90 121ZM112 118L113 117H111V118H109V119H106V120H112ZM125 118V117H124ZM190 118H192V117H190ZM1 119V118H0ZM69 119V120H70ZM234 119V118H233ZM6 120V119H5ZM24 120V119H23ZM43 120V119H42ZM53 120V119H52ZM52 120L50 121V118H49V121L47 122V119H46V122H47V124H46V122H44L45 123V126L46 125H48V123L50 122H52ZM68 120V119H67ZM72 120H70L71 122H72ZM114 120V121H115ZM40 121V120H39ZM45 121V120H44ZM70 121H68V122H70ZM77 121V120H76ZM152 121V122H151ZM231 121L233 122L234 120H232L231 119ZM0 122H1V120H0ZM4 122V121H3ZM6 123L8 122V120H6L5 121ZM10 122V121H9ZM8 122V123H9ZM18 122V121H17ZM20 122H21V120H20ZM41 122H43V121H41ZM40 122V123H41ZM57 122H58V120H57ZM91 122V121H90ZM89 122V123H90ZM88 123V124H89ZM109 123H110V126H111V122L109 121ZM109 123H108V125H109ZM189 123V124H190ZM236 123V122H235ZM31 124V123H30ZM33 124V123H32ZM41 124H43V123H41ZM54 124V123H53ZM55 124H56V121H55ZM70 124V123H69ZM69 124H67V125H69ZM72 124V123H71ZM70 124V125H71ZM3 125H4V123H3ZM11 125H13V123H11L10 124V126ZM15 125H16V123H15ZM18 125H19V122H18ZM40 125V124H39ZM50 125V124H49ZM66 125V126H67ZM73 125V124H72ZM73 125V126H74ZM90 125V124H89ZM123 125H124V123H123ZM147 125V126H146ZM151 126V127H149L150 128V130L149 131H152V134H153V136L155 137V136H157V134H158V132H159V126ZM188 125V124H187ZM225 125H226V123H225ZM1 126V125H0ZM9 126V127H10ZM28 126H29V124H28ZM35 126L36 125H34V127H33V129H35ZM57 126H58V124H57ZM65 126V128H66V130L68 129L67 127ZM81 126H82V128H81ZM217 126V125H216ZM229 126V125H228ZM2 127V126H1ZM3 127H5L6 128V126L4 125ZM8 126H7V128H9ZM14 126H12L11 127V130H12V128H13ZM18 127V126H17ZM70 127H72V126H70ZM92 127V126H91ZM112 127H113V125H112ZM221 127V126H220ZM236 127V126H235ZM258 127V126H257ZM30 128V127H29ZM40 128H41V126H40ZM42 128H43V126H42ZM55 128H57V127H55ZM54 128V129H55ZM61 128V127H60ZM59 128V129H60ZM232 128H233V126H232ZM256 128V127H255ZM15 129V128H14ZM13 129V130H14ZM22 129H24V128H22ZM44 129V128H43ZM42 129V130H43ZM54 129H53V132H55L56 131V129H55V131H54ZM58 129V128H57ZM64 129V128H63ZM62 129V130H63ZM75 129V128H74ZM223 129H225V126H224V128ZM240 129H242L241 131H240ZM249 129H251V131H252V128H249ZM7 130V129H6ZM12 130V131H13ZM37 129H35L34 131H36ZM45 130V129H44ZM61 129H60V131H62ZM90 130V129H89ZM115 130H116V128H115ZM32 131V130H31ZM33 131V132H34ZM50 129H49V133H50ZM59 131V130H58ZM116 131V132H117ZM118 131V132H119ZM254 131V130H253ZM255 131H257V130H255ZM260 131V130H259ZM259 131H257V133L259 132ZM17 132V131H16ZM43 132V131H42ZM115 132V133H116ZM17 133H19V132H17ZM21 133V132H20ZM28 135H30L28 132H26ZM25 133V134H26ZM48 133V132H47ZM48 133V134H49ZM62 133V132H61ZM220 133L223 135H227V136H225V137H231V140H229V141H226V142H224L223 140V142L224 143H228V144H226V146L223 144V142L222 143H219L218 142V136L216 135V134H219L220 135ZM6 134V133H5ZM12 134H14V133H12ZM22 134H23V132H22ZM38 134V133H37ZM37 134L35 135V138L36 139H34V141H36L37 140ZM45 134H46V131H45ZM56 134L58 135V132L56 131ZM56 134H54L55 135V137H56ZM62 134H64V133H62ZM85 134V133H84ZM111 133H110V135H112ZM263 133H261V135H262ZM15 135V134H14ZM40 135H42V133H40ZM103 135V136H102ZM108 135V136H107ZM112 135V136H113ZM222 135H221V137H222ZM258 135V134H257ZM21 136V135H20ZM24 136V135H23ZM27 136V135H26ZM37 136V137H36ZM49 136V135H48ZM64 135H62V137H60V138H63L64 139V137H63ZM84 136V137H83ZM146 136V135H145ZM11 137V136H10ZM13 137V136H12ZM30 137V136H29ZM42 137V136H41ZM50 137V136H49ZM65 137H66V134H65ZM72 137H73V139H72ZM224 137V136H223ZM6 138H8L9 139V137H6ZM15 138H17V137H15ZM25 138V137H24ZM24 138H22V139H24ZM34 138V137H33ZM44 138V137H43ZM67 138V137H66ZM94 138V140L92 141L91 139H93ZM20 139H21V137H20ZM26 139H28L27 137H26ZM49 139H51V138H49ZM49 139H48V141H49ZM58 139V138H57ZM57 139L55 138V141L58 143V141H57ZM85 139H86V141H85ZM136 139V138H135ZM155 139L156 140H159V137H155ZM230 139V138H229ZM11 139H9V141H10ZM15 140V139H14ZM40 140H43L42 138H40L39 139V141L37 142V143H39L38 145H40V146H42L41 145V143H40ZM60 140H62V139H60ZM65 140V139H64ZM219 140H220V138H219ZM6 141V140H5ZM12 141V140H11ZM11 141H10V143H11ZM16 141V140H15ZM24 141V140H23ZM23 141H22V143H23ZM29 141V140H28ZM30 141H32V138H30ZM48 141H46L47 143H48ZM63 141V140H62ZM69 141V140H68ZM67 141V142H68ZM19 142V141H18ZM26 142V141H25ZM24 142V143H25ZM42 142V141H41ZM45 142V141H44ZM50 142V141H49ZM52 142V141H51ZM55 142V143H56ZM61 142V141H60ZM60 142L58 143V146H59V144H60ZM158 142V141H157ZM262 142V143H263ZM33 143V142H32ZM35 143V142H34ZM43 143V142H42ZM47 143H46V145H47ZM68 143H70V142H68ZM67 143V144H68ZM7 144H8V142H7ZM11 144H13V143H11ZM17 144V143H16ZM15 144V145H16ZM18 144H20V143H18ZM17 144V145H18ZM36 144V143H35ZM44 144V143H43ZM54 144V143H53ZM264 144V143H263ZM23 145V144H22ZM27 145V144H26ZM49 145H50V143H49ZM49 145H47V146H49ZM65 145V144H64ZM262 145V144H261ZM8 146V145H7ZM10 146V145H9ZM25 146V145H24ZM52 145H50V147H51ZM61 146V145H60ZM12 147H15V146H12ZM26 147V146H25ZM24 147V148H25ZM52 147H54V146H52ZM51 147V148H52ZM66 147H67V145H66ZM10 148V147H9ZM8 148V149H9ZM16 148V147H15ZM45 148V147H44ZM48 148V147H47ZM50 148V149H51ZM57 148V147H56ZM60 148V147H59ZM58 148V149H59ZM61 148H62V146H61ZM65 148V147H64ZM63 148V149H64ZM17 149V148H16ZM23 149V148H22ZM37 149H38V147H37ZM39 149H40V147H39ZM66 149V148H65ZM70 149V148H69ZM7 150V149H6ZM41 150V149H40ZM39 150V151H40ZM61 150V149H60ZM59 150V151H60ZM17 151V150H16ZM25 151L27 152L28 150H26L25 149ZM46 151V150H45ZM62 151H64V150H62ZM69 151V150H68ZM252 151V152H251ZM12 152V151H11ZM10 152V153H11ZM19 152H21V151H19ZM22 152H24V151H22ZM38 151H36V153H37ZM43 152V151H42ZM42 152H41V154H42ZM65 152V151H64ZM63 152V153H64ZM185 152H186V150H185ZM8 153V152H7ZM34 153H35V151H34ZM35 153V154H36ZM50 153V152H49ZM60 153V152H59ZM62 153V152H61ZM187 153V152H186ZM6 154V153H5ZM17 154H18V152H17ZM27 154H29V152L27 153ZM38 154H40V153H38ZM23 155H25L26 156V154H25V152L23 153ZM34 155V154H33ZM37 155V154H36ZM45 155V154H44ZM52 155V154H51ZM63 155H65V154H63ZM17 156V155H16ZM24 156V157H25ZM30 156V155H29ZM28 156V157H29ZM32 156V155H31ZM30 156V157H31ZM40 156V155H39ZM49 156L50 155H48V158H49ZM156 156H160V157H163V160H162V163H159L158 164V166H157V164L155 165V163H154V158H155V160H157L158 158L156 157ZM3 157V156H2ZM23 157V156H22ZM29 157V158H30ZM36 157V156H35ZM41 157V156H40ZM43 157H45V156H43ZM52 157V156H51ZM56 157H58V154H57V156ZM5 158V157H4ZM38 158V157H37ZM42 158V157H41ZM53 158H54V154H53ZM60 158V157H59ZM62 158V157H61ZM228 158V157H227ZM7 160L9 159V158H6ZM16 159V158H15ZM32 159H34L35 160V158H32ZM40 159V158H39ZM38 159V160H39ZM44 159V158H43ZM138 159V161H135V160H137ZM217 159H218V157H217ZM0 160H1V156H0ZM20 160H23V158L22 159H20ZM20 160H17V161H20ZM3 161V160H2ZM1 161V162H2ZM25 161V160H24ZM40 161H41V159H40ZM44 161V160H43ZM49 161V160H48ZM48 161H44V162H48ZM55 161H56V158H55ZM60 161V160H59ZM1 162H0V164H1ZM5 162V161H4ZM13 162V161H12ZM15 162V161H14ZM29 162V161H28ZM51 162V161H50ZM53 163H54V161H52ZM3 163V162H2ZM11 163V162H10ZM10 163L8 164V166H10ZM16 163V162H15ZM19 163V162H18ZM24 163V162H23ZM36 163H38V162H36ZM41 163H42V161H41ZM46 163H44L45 165H43L44 167L46 166ZM157 163V162H156ZM5 164V163H4ZM7 164V163H6ZM25 164H27V163H25ZM12 165V164H11ZM15 165V164H14ZM28 165L29 164H27V167H28ZM51 164H48V167L50 166ZM53 165V164H52ZM246 165L248 166V168H245L246 167ZM23 166H25L26 167V165H23ZM30 166H32V165H30ZM11 167V166H10ZM9 167V169H12V170H14L13 169V167L15 168V166H12L11 168ZM32 167H34V165L32 166ZM32 167H31V173H28V175H31L32 174ZM36 167V166H35ZM38 167H39V165H38ZM41 167V166H40ZM54 166H52V168H53ZM102 167V169H99V168H101ZM0 168H1V166H0ZM19 168V167H18ZM21 168V167H20ZM20 168L18 169V170H20ZM37 168V167H36ZM46 168V167H45ZM50 168H51V166H50ZM30 169V168H29ZM28 169V170H29ZM47 169V168H46ZM5 170V169H4ZM15 170H17V168L15 169ZM28 170H25V169H22V171H28ZM2 171V170H1ZM6 172H8V174H9V171H7V170H5ZM50 171L51 170H49V172L47 171V173L46 174H51L50 173ZM12 172V171H11ZM10 172V173H11ZM16 172V171H15ZM19 172V171H18ZM38 172V171H37ZM1 173V172H0ZM2 173H4V172H2ZM2 173H1V175H2ZM13 173V172H12ZM20 173H21V171H20ZM23 173V172H22ZM34 173H35V171H34ZM33 173V174H34ZM38 173H40V172H38ZM56 173V172H55ZM36 174V173H35ZM52 174H53V171H52ZM52 174H51V176L50 177H52ZM60 174V173H59ZM11 175V174H10ZM17 175V174H16ZM19 175H22V174H19ZM19 175L17 176V179L19 178ZM39 175H41V174H39ZM42 175H44L43 173H42ZM41 175V176H42ZM58 175V174H57ZM4 176H6L5 174H4ZM4 176H2V177H4ZM8 176V175H7ZM23 176V175H22ZM33 176V175H32ZM31 176V179H32V184H33V179H35V178H33ZM40 176V177H41ZM59 176V175H58ZM61 176V175H60ZM59 176V177H60ZM112 176H115L116 177V182H117V185H119L117 188L119 189V191H116L117 193H115V194H111L110 195V197L107 195V193H108V190L110 189V186H109V184L111 183V181H112V179H111V177ZM11 177H12V175H11ZM13 177H14V175H13ZM45 177L48 179V177H47V175H45ZM56 177V176H55ZM8 178V177H7ZM6 178V179H7ZM10 178V177H9ZM37 178H38V176H37ZM45 178V179H46ZM53 178H54V175H53ZM113 178V177H112ZM14 179V178H13ZM23 179V178H22ZM22 179H21V181H22ZM25 179V178H24ZM43 180V181H46V180ZM55 179V178H54ZM60 179H61V177H60ZM68 179V178H67ZM72 179V178H71ZM70 179V180H71ZM73 179H72V181H70V182H72L73 183ZM2 180V179H1ZM8 180V179H7ZM41 179H39V181H40ZM51 180V179H50ZM62 180H64V179H62ZM62 180H61V182H62ZM69 180V179H68ZM187 180H190L191 182H192V184H193V186H192V188L191 189H187V186H186V182H187ZM8 181H10V180H8ZM16 181V183H17V180H15ZM14 181V182H15ZM49 181V180H48ZM56 180H53V182H55ZM2 182V181H1ZM11 183H13V181H10ZM9 182V183H10ZM31 182V181H30ZM29 182V183H30ZM36 182V181H35ZM51 182H52V180H51ZM60 182V183H61ZM229 182H233V183H236L237 185H238V187H231V189L230 190H228L227 189V191L226 192H223V193H220V191H222L224 188H225V186H226V184L227 183H229ZM3 183H4V180H3ZM5 183H7V182H5ZM15 183V184H16ZM40 182H37V185L39 184ZM47 182H45V184H46ZM56 183V182H55ZM58 183V182H57ZM66 183H68V181L66 182ZM114 183H115V181H114ZM119 183V184H118ZM15 184H13L14 186H15ZM18 184H19V182H18ZM24 184V183H23ZM23 184H22V188L25 190L27 187H26V185H25V187H23ZM44 184V185H45ZM50 184V183H49ZM48 184V185H49ZM54 184V183H53ZM245 184V188L243 189V188H241V186L242 185H244ZM4 185V184H3ZM5 185H7V184H5ZM12 185V184H11ZM17 185V184H16ZM20 185V184H19ZM29 185L30 184H28L27 183V186H28V188H29ZM35 186H37L36 184H34ZM40 185V184H39ZM43 185V186H44ZM239 185H240V187H239ZM2 186V185H1ZM7 186H9L10 187V185L8 184ZM6 186V187H7ZM41 186V185H40ZM41 187L42 188V192L44 191V188L46 189V187ZM46 186H47V184H46ZM66 186H68V184L66 185ZM5 187V188H6ZM39 187V186H38ZM55 187H59V185H56ZM70 187V186H69ZM243 187V186H242ZM15 188H17L16 186H15ZM21 188V191L23 190ZM31 188H34V190H35V187H32V185H31ZM31 188H29V189H31ZM52 188H53V186H52ZM51 188V189H52ZM3 189V188H2ZM10 189H13L12 187H10ZM18 189H19V187H18ZM37 189V188H36ZM57 189V192L59 193V190H61V189H59L58 190V188H56ZM103 189V190H102ZM115 189V188H114ZM7 190V189H6ZM6 190H5V192H6ZM26 190H28V189H26ZM38 190H39V188H38ZM65 190L67 191V189H66V187H65ZM29 191V193L31 192V195H30V197L32 196V195H34V194H36L37 192H35L34 194H32L33 192H32V190H28ZM28 191H27V195L29 194L28 193ZM40 191V192H41ZM48 191H51V190H48ZM56 190H54V192H55ZM110 191V190H109ZM11 192V191H10ZM9 191H8V195L7 196H9V195H11V193H10ZM20 192V191H19ZM39 192V193H40ZM53 192V193H54ZM63 192V191H62ZM3 193V192H2ZM25 193H26V191H25ZM38 193V194H39ZM51 193V192H50ZM259 193V192H258ZM21 193H19L18 195H20ZM52 194V193H51ZM60 194H62L61 192H60ZM73 194V193H72ZM109 194V193H108ZM6 195H5V200H6ZM13 195H15V196H17V194L16 193H14V194H12L11 195V197L13 196ZM55 195H57L56 194V192H55ZM55 195H52V196H55ZM262 195H263V197H262ZM23 196V195H22ZM25 196V195H24ZM29 196V195H28ZM39 196V195H38ZM45 196V195H44ZM48 196H49V194H48ZM51 196V197H52ZM59 196V195H58ZM67 196V195H66ZM65 196V197H66ZM74 196H76V195H74ZM252 196H254L255 198H256V201L255 200H253L254 202H252ZM11 197H9L10 199H14V197L13 198H11ZM26 197V196H25ZM36 197V196H35ZM72 197V196H71ZM78 197H80V196H78ZM97 197V196H96ZM254 197H253V199H254ZM2 198V197H1ZM4 198V197H3ZM2 198V199H3ZM19 198H20V196H19ZM29 198V197H28ZM26 199V200H28L29 201V203H30V201H31V203H32V201H33V197H31L30 199H32V200H30V199ZM54 198L55 197H52L51 199H53L54 200ZM74 198V197H73ZM76 198H77V196H76ZM76 198H75V200H74V202L76 203L78 200H80L79 198H78V200L76 201ZM81 198V197H80ZM35 199V198H34ZM40 199V198H39ZM49 199V198H48ZM97 199V198H96ZM104 199V200H105ZM108 199V200H109ZM169 199H173V202H172V204L170 205L171 206V210H165V206H167L169 203ZM8 200V199H7ZM22 200H23V197H22ZM26 200L24 201V202H26ZM36 200H37V198H36ZM42 200V199H41ZM69 200H71V201H69V202H72L73 201V199H69ZM262 200V203H260L259 201H261ZM11 201V200H10ZM15 201H17V200H15ZM3 202H4V200H3ZM7 202V201H6ZM9 202V201H8ZM19 202H21V200L19 201ZM38 202V201H37ZM44 202H45V200H44ZM49 202V201H48ZM57 202V201H56ZM55 202V204L54 205H52L51 207H49V209L51 210V209H54L55 210V212L57 213V216L58 217H60V214L63 212V208H65V206L68 204L67 202H66V200L65 199H63L62 198V200L61 201H59V202H57L56 203ZM102 202H103V197H102ZM101 202V200H100V204L102 203ZM111 201H109V203H110ZM5 203V202H4ZM3 203V204H4ZM12 203V202H11ZM28 202H26V204H27ZM78 203V202H77ZM76 203V204H77ZM78 203V204H79ZM87 203H89V202H87ZM99 203V202H98ZM98 203H96L95 204V202H94V205H96L95 207L97 208V206H98ZM104 203H105V201H104ZM108 203V204H109ZM259 203H260V205H259ZM3 204H2V206H3ZM10 204V203H9ZM15 204V203H14ZM70 204V203H69ZM73 204V203H72ZM92 204V203H91ZM108 204H106V206L107 207H105V208H108ZM117 204V203H116ZM0 205H1V203H0ZM13 204H11V206H12ZM29 205V204H28ZM32 205V204H31ZM75 204H73V206H74ZM82 205H81V209H82ZM105 205V204H104ZM252 205H254L255 206V209H252ZM11 206H10V208L9 209H11ZM72 206V207H73ZM93 205H90V207H89V205L87 206L89 209L92 207ZM110 206V205H109ZM118 206H120V205H118ZM129 206V205H128ZM254 206H253V208H254ZM256 206H258V207H256ZM1 207V206H0ZM5 207V206H4ZM4 207H3V209H4ZM32 207V206H31ZM67 207V206H66ZM70 207H71V205H70ZM102 206L100 205V208H101ZM130 207V206H129ZM264 207V206H263ZM263 207H261V208H263ZM15 208V207H14ZM88 208H86V209H88ZM93 208V207H92ZM103 208H104V206H103ZM119 208H121V207H119ZM2 209V210H3ZM9 209H5V210H9ZM71 208H69L68 210H70ZM77 209V208H76ZM75 208H74V210H76ZM79 209V208H78ZM85 209V211L87 212V210ZM95 208H93V210H94ZM99 209V206H98V208H97V210ZM102 209V208H101ZM101 209H99V210H101ZM109 209H111V208H109ZM113 209V208H112ZM112 209H111V211H112ZM115 209V208H114ZM129 209H131V207L129 208ZM5 210H4V212H5ZM65 210H67V208L65 209ZM68 210H67V213H68ZM90 210H92V209H90ZM105 210H108V209H105ZM105 210H104V213H106L105 212ZM117 211H118V209H116ZM116 210H115V212H116ZM133 209H131L130 211H132ZM52 211V210H51ZM62 211V212H61ZM77 211V210H76ZM79 211V210H78ZM82 211V210H81ZM102 212H103V210H101ZM101 211L100 212H98V213H100L101 214ZM111 211L109 210L108 212H107V214H106V216H107V218H110V213H111ZM133 211V212H134ZM9 212V211H8ZM11 212V211H10ZM42 212H43V209H42ZM50 212V211H49ZM48 212V213H49ZM70 212H73V211H70ZM93 211H91V214H92V217H93V213L94 214H96V209L94 210V212L92 213ZM13 213V212H12ZM15 213V212H14ZM38 213H41V211L39 212L38 211ZM37 213V214H38ZM47 213V212H46ZM54 213V212H53ZM67 213H65V214H67ZM82 213V212H81ZM81 213H80V216H81ZM90 213V212H89ZM97 213V214H98ZM104 213H103V216H105L104 215ZM109 213V214H108ZM121 213V212H120ZM21 214V213H20ZM55 214V213H54ZM54 214H52V215H54ZM83 214H85L84 213V211H83ZM82 214V215H83ZM100 214H99V217H100ZM115 214V213H114ZM133 214V213H132ZM262 214V213H261ZM10 215H11V213H10ZM46 215H48V214H46ZM50 215V214H49ZM52 215H50V217L52 216ZM56 215V214H55ZM54 215V216H55ZM86 215V214H85ZM102 215V214H101ZM126 215H128V214H126L125 213V216ZM130 215H131V213H130ZM197 215L199 216V217H197ZM35 216V215H34ZM44 216V215H43ZM43 216H41L42 217V219H43ZM68 217H69V213H68V215H67ZM66 216V217H67ZM71 216V215H70ZM79 216V217H80ZM87 216H88V213H87ZM87 216H85V219H86V217ZM114 216L117 218V216L116 215H113V218H112V215H111V218H112V224L114 223L115 225H117L116 224V221H113V219H114ZM18 217V216H17ZM40 217V218H41ZM57 217V220H61L60 218H58ZM62 217V219L64 218L63 216H61ZM66 218V219H68V222H66V220H65V222L67 223V224H71V220L72 219H75V220H77V217L78 216H76L75 218ZM95 217V216H94ZM97 217V216H96ZM102 217V216H101ZM132 217V216H131ZM197 217V218H196ZM210 217H212V218H210ZM12 218V217H11ZM16 218V217H15ZM30 218V217H29ZM32 218V217H31ZM81 218H82V216H81ZM88 218H89V216H88ZM106 218V220H108ZM129 218V217H128ZM79 219V218H78ZM83 219H84V215H83ZM83 219H82V221H79V223L81 222H84V223H86L87 225L89 224H91V216H90V221L88 220V222H85V220L83 221ZM132 219V218H131ZM130 219V221H132ZM35 220H37V219H35ZM35 220H33V222L31 223V224H34L36 221ZM46 219L44 218L43 219V221H45ZM56 220V221H57ZM94 220H98V219H94ZM103 219H101V221H102ZM110 220V219H109ZM115 220V219H114ZM24 221V220H23ZM25 221H26V219H25ZM24 221V222H25ZM27 221H28V219H27ZM30 221V220H29ZM70 221V222H69ZM78 221H76V222H78ZM104 221V220H103ZM111 221V220H110ZM128 221V220H127ZM40 222H41V220H40ZM64 222V221H63ZM72 222H74L73 220H72ZM124 222V221H123ZM125 222H126V220H125ZM42 223V222H41ZM54 223V222H53ZM57 223H58V221H57ZM57 223H55L54 225H56ZM94 223V222H93ZM119 223V222H118ZM122 223V222H121ZM121 223H119V224H121ZM51 224H52V221H51ZM78 224V223H77ZM98 224H99V222H98ZM100 224H101V222H100ZM111 224V225H112ZM128 224V223H127ZM126 223H125V225H127ZM130 224V223H129ZM39 225H41L40 223H39ZM80 225V224H79ZM78 225V226H79ZM82 225V224H81ZM84 226H85V224H83ZM82 225V226H83ZM88 225V226H89ZM105 225V224H104ZM108 225H110V224H108ZM110 225V226H111ZM132 225H134V223L132 222ZM145 225V224H144ZM31 226V225H30ZM29 226V227H30ZM33 226H35L36 227V225L34 224ZM61 226V225H60ZM60 226L58 227V230L59 231H61L60 230ZM76 226V225H75ZM83 226V227H84ZM91 226V225H90ZM89 226V227H90ZM95 229L97 228V223H95ZM93 225L91 226V228H93L94 227ZM101 226H103L102 224H101ZM122 226V225H121ZM34 227V228H35ZM64 227H66V229L63 231L65 234H70L71 232L70 231H72L73 229H74V227L72 228V230L71 229H69L66 225H64ZM83 227H81V226H79V228H83ZM119 227V226H118ZM117 227V228H118ZM123 227V226H122ZM201 227V226H200ZM23 228H28V225H26V222H25V224H20V223H12L11 225H9L7 228H6V230L5 231H3L2 233H0V252H3V253H5V254H11V252L13 251L12 250V247H11V245H9V246H5V250H2L1 249V247L3 246V244H4V242H5V240H7L13 233H15V231L16 230H18V229H23ZM32 226H31V228L29 229V230H31V232L30 233H32ZM91 228H88V230L86 231V232H88L89 231V229L90 230H92ZM103 228V227H102ZM102 228H101V230H102ZM111 228L112 227H110V230H111ZM124 228H125V226H124ZM123 228V229H124ZM130 228V227H129ZM132 228V227H131ZM42 229V228H41ZM56 229V228H55ZM84 229V228H83ZM99 229V228H98ZM97 229V230H98ZM104 229V228H103ZM112 229H114V228H112ZM122 229V230H123ZM126 229H128L127 228V226H126ZM136 229H133L135 232H136ZM34 230L35 231H37V229H33V232H34ZM40 229L38 228V232H40L39 231ZM96 230V231H97ZM117 230V229H116ZM120 230H121V228H120ZM58 231V232H59ZM94 231V230H93ZM100 231V230H99ZM106 231V230H105ZM107 231H109L108 230V228H107ZM113 231H115V229L113 230ZM113 231H112V233H113ZM126 231V230H125ZM129 231H130V229H129ZM134 231H130V232H132V233H134ZM56 232H57V230H56ZM55 232V233H56ZM81 232V235L83 234V232H82V229L80 230V231H78V233H80ZM102 232H103V230H102ZM109 232H111V231H109ZM124 232V231H123ZM127 232V234H128V230L126 231ZM254 232V234H256L255 236H257V235H260V234H263V236L262 237H259L258 238V240L261 238V241H259L260 243H257V245H256V240H255V236L253 237V236H251L252 235V233ZM9 233H10V235H9ZM24 233V232H23ZM60 233V232H59ZM75 233H76V231H75ZM74 230H73V238L75 237L74 236ZM85 233V232H84ZM90 233V236H91V234H92V232H89ZM95 233V232H94ZM97 233V232H96ZM99 233V232H98ZM108 233V232H107ZM116 233V232H115ZM120 234H121V231L119 232ZM119 233H117V234H119ZM141 233V232H140ZM33 234V233H32ZM65 234L64 235H62V237H61V240L62 241H66L67 240V237L65 236ZM87 234V233H86ZM100 234V233H99ZM109 234V233H108ZM202 234V233H201ZM253 234V235H254ZM31 235V234H30ZM30 235H29V244H31V246H32V243H37L36 242V239L37 238H39L38 236H37V238L34 240L35 242H33V240H31L30 239ZM34 235H37V232L36 233H34ZM34 235L32 236V237H34ZM46 235V234H45ZM61 235V234H60ZM89 235V234H88ZM94 236H95V234H93ZM92 235V236H93ZM101 235V234H100ZM116 235V234H115ZM115 235H108V236H111V238L112 237H115ZM128 235H130V234H128ZM132 235V234H131ZM9 236V237H8ZM44 236V235H43ZM59 236V235H58ZM78 236V235H77ZM103 236V235H102ZM117 236V235H116ZM141 236V235H140ZM25 237V236H24ZM79 237V236H78ZM81 237V236H80ZM98 237H99V235H98ZM121 237V236H120ZM125 237H127V235L126 236H123V239H125ZM132 237V236H131ZM41 238V237H40ZM85 238H86V236H85ZM89 238H91V237H88V239ZM93 238V237H92ZM95 238L97 239V235L95 236ZM101 238V237H100ZM104 238V237H103ZM102 238V239H103ZM116 238V237H115ZM132 238H134V234H133V237ZM143 238H144V236H143ZM253 238H254V240H253ZM42 239H44V237H42ZM46 239H48V238H46ZM94 239V238H93ZM135 239H136V237H135ZM257 239V238H256ZM28 240L26 241V242H28ZM59 240V239H58ZM87 242H89L90 240H87V238L85 239ZM97 240H99V238L97 239ZM110 240V239H109ZM136 240H138V239H136ZM135 240V241H136ZM139 240H141V239H139ZM138 240V241H139ZM257 240V241H258ZM38 241H39V239H38ZM41 241V240H40ZM46 241L47 240H45V243H46ZM51 241V240H50ZM95 241V240H94ZM103 241V240H102ZM107 241V240H106ZM118 241V240H117ZM122 241V240H121ZM125 241V240H124ZM127 241V240H126ZM142 241V240H141ZM141 241L139 242V244L141 243ZM255 241V242H254ZM61 242V241H60ZM87 242L85 243L84 242V244H86L87 245ZM92 242H93V240H92ZM99 242H101V240H99ZM103 242H105V241H103ZM103 242H101V243H103ZM109 242V241H108ZM107 242V244H109ZM59 243V242H58ZM106 243V242H105ZM105 243H103V245L105 244ZM117 243V242H116ZM122 243H124V242H122ZM129 243V242H128ZM128 243L127 244H125V246H128ZM190 243V242H189ZM188 243V244H189ZM29 244H26V246L27 247H30V245ZM62 244V243H61ZM61 244H59V247H60V245ZM83 244V245H84ZM89 244V243H88ZM95 244V243H94ZM93 244V245H94ZM100 244V243H99ZM98 244V245H99ZM106 244V245H107ZM110 244H113V243H110ZM136 244H137V242H136ZM192 244V243H191ZM190 244V245H191ZM196 244V243H195ZM46 245H49L50 246V244H47L46 243ZM54 245V249H55V245H57V244H53ZM92 245V244H91ZM98 245H96L97 247H98ZM102 245V246H103ZM120 245V244H119ZM118 245V246H119ZM129 245H131V244H129ZM132 245H135V244H132ZM142 245V244H141ZM143 245H145V244H143ZM189 245V246H190ZM198 245V244H197ZM256 245V246H255ZM58 246V245H57ZM101 246V247H102ZM112 246H114L115 248L117 247V245L115 246L114 244L112 245ZM123 246H124V244H123ZM137 246V245H136ZM146 246H144L145 248H146ZM158 246H161L162 247V250H158L157 249V247ZM37 247H39L40 248V246H37ZM61 247H62V245H61ZM60 247V248H61ZM84 247H85V245H84ZM89 247H90V244H89ZM92 247H94V246H92ZM100 247V246H99ZM98 247V248H99ZM104 247V246H103ZM138 247H139V245H138ZM141 247V246H140ZM144 247H143V249H144ZM188 247V246H187ZM199 247V246H198ZM42 248V247H41ZM43 248H45V247H43ZM53 248L51 249V247H50V249L51 250H53ZM59 248V249H60ZM72 248V247H71ZM73 248H74V246H73ZM83 248V247H82ZM91 248V247H90ZM89 248V249H90ZM104 248H106V247H104ZM122 248H124V247H122ZM128 248V247H127ZM126 248V249H127ZM132 248V247H131ZM23 249H24V247H23ZM38 249V248H37ZM78 249V248H77ZM101 249V248H100ZM103 249V248H102ZM116 249H118V250H121V248H116ZM186 249V248H185ZM184 249V250H185ZM188 249H190L189 247H188ZM191 249H194L193 251H195V252H197L196 254H198V252H199V258H198V262L197 263H195V261H193L195 264H214V263H216V262H220V260L221 259H219V257H218V255L220 254L218 251H211V250H209V249H207L204 245H202L201 246V248H199L197 251L195 250L196 248L194 247V246H192V248ZM43 250V249H42ZM45 250H47V249H44L43 251H44V253H45ZM55 250H57V249H55ZM72 250V249H71ZM70 250V251H71ZM74 250H75V252H76V248H74ZM78 250H81V249H78ZM77 250V251H78ZM105 250V249H104ZM147 250V249H146ZM148 250V251H149ZM152 250H151V252H152ZM257 250H258V261L259 262H255L254 263V261H252L250 258L251 257H249L248 256V253L250 254V255H252V253L254 252V253H257ZM26 251V250H25ZM24 251V252H25ZM50 251V250H49ZM48 251V252H49ZM58 251H60V250H58ZM68 251V250H67ZM73 251V250H72ZM97 251L98 252H100V250L98 249H96L94 252H96L97 253ZM105 251H108V249L107 250H105ZM117 251V250H116ZM122 251V253L123 254H126V253H124L125 252V250H124V252H123V250H121ZM131 250H129L128 251V249H127V252L129 253V254H131V252H130ZM134 251V250H133ZM145 251V250H144ZM156 251V252H155ZM179 252H180V254H181V250H178ZM177 251V252H178ZM183 251V250H182ZM189 251V250H188ZM191 251V250H190ZM28 252V251H27ZM47 252V251H46ZM54 252V251H53ZM66 252V251H65ZM64 251H63V253H65ZM74 252V253H75ZM82 252H84V250L82 251ZM82 252H81V254H82ZM87 252V251H86ZM137 252H139V251H137ZM136 252V253H137ZM143 252V251H142ZM176 252V253H177ZM179 252L177 253V255H179ZM192 252V251H191ZM37 253V252H36ZM59 253V252H58ZM57 253V254H58ZM73 253V254H74ZM80 253V252H79ZM101 253V252H100ZM102 253H104V252H102ZM101 253V254H102ZM109 253H110V251H109ZM114 253V252H113ZM113 253H112V255H113ZM144 253V252H143ZM142 253V254H143ZM26 254V253H25ZM51 254V253H50ZM50 254H49V256H50ZM53 254V253H52ZM70 254H71V252H70ZM99 253H97L96 255V257L98 258L99 257V255H98ZM106 254V253H105ZM140 254V253H139ZM142 254H141V257H142ZM147 254H148V252H147ZM150 254V253H149ZM187 254H190V253H187ZM186 254V255H187ZM192 254V253H191ZM26 255H29V253H27ZM66 255H67V253H66ZM75 255L77 256V252L74 254V256L73 257H75ZM94 255H95V253H94ZM93 255V256H94ZM122 255V254H121ZM133 255H135L134 253H133ZM138 255V254H137ZM137 255H136V259L132 256V254H131V257H133L135 260H136V263L138 262V260H139V258L137 257ZM144 255V254H143ZM174 255H175V253H174ZM183 255V254H182ZM59 256V255H58ZM58 256H56V258L58 257ZM62 256L63 255H61V258H62ZM70 255H69V253H68V255H67V260H65V261H67V262H65V264H70V258H69V260H68V257H69ZM91 256V255H90ZM127 256H128V254H127ZM130 256V255H129ZM128 256V257H129ZM172 256L173 255H171V258H172ZM185 256V255H184ZM195 256V255H194ZM255 256V255H254ZM51 257V256H50ZM52 257H54V256H52ZM64 257H65V255H64ZM71 257H72V254H71ZM78 257H79V255H78ZM117 257H118V255H117ZM116 257V258H117ZM145 257V256H144ZM152 257V256H151ZM176 256H174L173 258H175ZM183 257V256H182ZM181 257V258H182ZM198 257V256H197ZM35 258H37V256L35 257ZM60 258V259H61ZM83 258V260H86V259H84V258H86V256L85 257H82ZM89 258H91V257H89ZM94 258V257H93ZM100 258H101V256H100ZM99 258V259H100ZM124 258V257H123ZM133 258H132V260H131V262L133 261ZM146 258H147V256H146ZM192 258L194 259V257L192 256ZM253 258H255V257H253ZM59 259V258H58ZM59 259V260H60ZM74 259V258H73ZM76 259V258H75ZM88 259V258H87ZM98 259V260H99ZM148 259H149V257H148ZM147 259V260H148ZM179 259V256H178V258H177V260ZM12 260H14L15 262L17 261V260H15V258L14 259H12ZM38 259H35V261H37ZM44 260V259H43ZM82 260V259H81ZM90 260V259H89ZM88 260V261H89ZM97 260V259H96ZM125 260V259H124ZM143 260V259H142ZM168 260H169V258H168ZM176 260V259H175ZM34 261V260H33ZM54 261V260H53ZM57 261V260H56ZM60 261H62V260H60ZM95 260L93 259V261H92V259L89 261V263L90 262H92V264H93V262H94ZM126 261V260H125ZM140 261V260H139ZM144 261V260H143ZM153 261V260H152ZM76 262V261H75ZM86 262H87V260H86ZM98 262V261H97ZM123 262V261H122ZM135 262V261H134ZM133 262V264H136V263H134ZM146 262V261H145ZM150 262V261H149ZM154 262H156V259H155V261ZM171 262V261H170ZM179 262V261H178ZM18 262H16L15 264H17ZM37 263V262H36ZM41 263V262H40ZM62 263V262H61ZM60 263V264H61ZM77 263V262H76ZM81 263V262H80ZM83 263V262H82ZM88 263V264H89ZM104 262H102V264H103ZM118 263H119V260H118ZM124 263V262H123ZM125 263H129L128 261L127 262H125ZM124 263V264H125ZM163 263V262H162ZM165 263V262H164ZM174 263V262H173ZM176 263V262H175ZM174 263V264H175ZM64 264V263H63ZM71 264H72V262H71ZM74 264V263H73ZM79 264V263H78ZM85 264V263H84ZM100 264V263H99ZM108 264H109V262H108Z\"/></svg>", "mask_w": 264, "mask_h": 264}, {"label": "rangeland", "instance_id": "374dc122", "mask_svg": "<svg viewBox=\"0 0 264 264\" xmlns=\"http://www.w3.org/2000/svg\"><path fill=\"white\" fill-rule=\"evenodd\" d=\"M57 1V2H56ZM108 1V0H107ZM106 0H104V2H103V0H100V1H98L99 3H101L102 4V2L103 3H106L105 5H107V6H105V8L106 9H111V7L112 6H114L116 3H117V1L118 0H116V2L114 3V1L115 0H109V2H107ZM111 1V2H110ZM120 1V0H119ZM118 1V2H119ZM177 1V5H178V0H175V2ZM179 1H181V0H179ZM186 2H187V0H185ZM185 1L184 0H182L181 2H183V3H181L182 5H186L185 6V8H184V6L182 7L181 5L179 6L178 5V7H180L181 9H178L177 8V5H176V7H175V10L173 11V9L170 11V13H168V17L170 18L169 19V21L171 20V19H173V18H175V20H173V23H172V20H171V23H168V22H166V21H168L167 19H168V17H167V15H166V18H164L163 20H165V23H164V21L163 20H161L162 22H160L159 23V27L158 28H156V26L157 25H155V27H153L152 28V26L151 25H147L146 26V28L148 29V30H146V28H145V34H144V26L143 25H146L147 24V21L146 22H142V24H141V22H140V25L138 24V28L136 29V28H134V26L132 25V23H133V20H129L130 22H128V24H129V26H128V24H127V26H125V27H119V28H117L116 30H113V32H112V30H110L109 32H108V30L106 31V30H102V33H98L97 35H102L103 34V32L105 33V31L110 35L111 33H112V35H110L111 36V39H113L112 41H110V40H102V48L101 49H99L100 50V54L98 53V52H96V56L95 57H93V55H92V57H91V54H93L92 53V51H94L95 49H93V50H91L90 51V57H89V55L87 56H85V58L84 57H76V58H71V57H68V59L69 58H71V59H69V60H67V62H68V65H70V66H68L67 65V62L66 63H64L63 65L62 64H60L61 62H59V61H57L56 62V64H55V67H53V63H50V62H46L45 64H46V66L48 67V68H55V71H54V76L55 77H53V78H49V79H47L46 80V78L47 77H44V74H42L41 72V74L39 73V71H36L37 73L35 74V75H37V76H35V75H33L34 77H33V80L31 79L32 78V76H31V74H33V73H31V74H28V77H29V79H28V77H27V75H23V74H21L20 72H19V70H18V67H17V64L19 63V61L21 60V56L20 55H16L15 54V57H17V56H19V57H17V58H20V60L18 61L16 58H15V60L13 59L14 58V56H13V58L11 57L12 56V54H14V53H9V52H6V54L4 53V50H2L1 51V49H2V47H0V52H2V53H0V81H1V79L2 78H4L1 82H0V87H2V88H0L1 90H0V111H1V114H4V115H1L0 114V120H1V122H0V125L2 126H0V156H1V160H0V162H1V164H0V166H1V168H0V172L2 173V172H4V173H2V175H1V173H0V203H1V207H0V233H2L3 231H5L6 230V228L9 226V225H11L12 223H20V224H25V222H26V225H28V228H23V229H18V230H16L15 231V233H13L7 240H5V242H4V244H3V246L1 247V249L2 250H5V246L7 247V246H9V245H11V247H12V252H11V254H5V253H3V252H0V264H15L16 262H18L17 264H60L61 262V264H65V262H67V261H65V260H67V255H68V253H69V257H68V260H69V258H70V264H71V262H72V264L74 263V264H88L89 263V261L92 259V261H93V259L95 260L94 262H93V264H102V262H104L103 264H108V262H109V264H124L125 262H129V263H125V264H133V262L134 263H136V255H137V257L139 258V260H138V262L136 263V264H174L175 262V264H195V263H197L198 261V258H199V252H198V254H196L197 252H195V251H193L194 249H191L192 248V246H194L196 249V251L199 249V248H201V246L202 245H204L207 249H209V250H211V251H218L220 254L218 255V257H219V259H221L220 260V262H216V263H214V264H227V262L229 261V260H231L232 259V254H231V251H232V249H231V245H232V237H228L229 236V232H221V231H213V230H209V229H207L206 228V226H204V225H202L201 224V222H197V221H195V215H190L188 218H187V220H186V223L188 224V225H191V226H195V229L194 230H188V229H183V230H181V228H180V213L181 212H177V213H175V214H173L172 215V219H173V221H174V223H175V225H177L178 226V228H177V231H179L180 233H182V234H185V235H187V236H189L190 238H188V242H187V244H185V247L184 246H180V247H175L169 254H166L167 256H165L164 254H162L161 252H156V253H154L153 252V250L151 249V247L149 246V248H150V250L148 249V245L146 246V243H145V241L147 240V241H149V240H151V238H152V236H153V231H154V229H153V227L151 226V221H149V222H145V223H142V229H141V231H139V237L137 238V236H135L136 234L138 235V230L136 229V224L138 223V222H140L141 221V217H142V214L140 213L139 214V212H136L137 210L135 209V211H134V207L132 206V204H127V203H121L120 201H118V202H116L115 204H114V202H113V200H112V197H110V195L111 194H115V193H117L116 191H119V189L117 188L119 185H117V182H116V177L115 176H112L111 177V179H112V181H111V183L109 184V186H110V191L108 190V193H107V195L110 197V199L108 200V199H105V193L103 194V191H102V197H103V202H102V197H99L98 195H93V196H91V197H93V201L90 203V201H86V208H88L87 206L89 205V207H90V205H93L92 207L93 208H95L96 209V214H94L93 212H94V210H93V208L91 207L90 209H92V210H90L89 208L88 209H86V208H84L83 209V207H84V205H85V201L82 199V197H83V194L82 193H77V192H75V189H76V184H75V182H74V176L72 177H70V176H65V174L62 172L61 173V170L58 168L57 169V162H61V160L63 159V157H67L68 156V152H73V150H72V148H71V139H69V137L70 136H68L67 134H68V132H69V130L70 129H73V130H76V129H78V128H80L79 127V125H77L78 123H80L81 122V115H83L84 114V116H85V114L86 113H88L89 112V110H90V112L88 113V114H86V116H90L91 117V112L93 111H95L96 112V114L98 115V117H97V115H95V113L93 114L94 116H92L93 117V119L92 120H95V116H96V118H99L100 117V119H101V121H100V125L99 126H102V124H103V122H102V120H104V121H107V126L110 128V131L111 132H109V137L108 138H111V139H117V137L115 138V136H116V134L117 133H120V129H122L123 130V128H124V126H125V128H126V130L127 131H129L130 133H131V135L132 136H134V141L129 145V144H127V145H125V146H122L119 150H118V152H116L115 154H113L111 157H109V160H114V159H117V158H129L130 156H131V153L135 150V149H141V148H143V147H146L148 144H152V145H155L156 147H162V150L160 151V152H162V154H167V155H174V154H176V152L178 151V150H181V151H183V156H184V158L187 160V161H185V164H187L188 165V169L190 170V169H192V168H199V166H200V164H203V165H212L213 164V162H215V161H220V160H223V158L225 159V160H230V159H232L233 158V155L232 154H226L225 156H223V154L222 153H220V152H218V153H216V155H215V157H214V160H212L211 159V153H204V157H200V158H194V159H189L188 158V152L191 150V149H193V148H196L197 149V146L199 145V132H197L196 130H194L193 128H190L192 125H191V123L193 122V120L195 121L196 119H201V118H203L204 116H206V115H208L215 107H217L219 104H221V102H222V100L225 98V96L226 95H228V94H230V93H232V96H233V98L231 99V100H229V101H227V102H225V109H226V111L225 112H228V114H227V118H226V120L229 118V120L230 121H228V122H222L221 124H217V122L219 121V119H220V117L222 116V115H220L219 113H216V114H214V115H212L210 118H206L207 120L204 122L205 123V125L204 126H213V125H215V127L216 128H222V130H228L227 128L229 127V131H231L232 129H235L236 131H239V128H238V126H242V127H240V128H247L245 131V133H247V134H249V132H250V134L249 135H251L252 133H254L253 135H255V132H256V135H255V137L256 138H258V137H260V139H262L263 137H264V99H262L264 96V0H247L246 2H245V7L242 9V11L244 12H241V15L239 16V18L238 19H236V21H237V23L235 24V29L237 28L238 30H234L233 31V41L235 42V44H236V48L238 47V51H237V49L235 48V50H236V54H237V57H238V60L239 61H237V63L235 64V66L234 67H232V69H234V68H236L233 72L231 71L232 69L230 68L229 69V66H227V65H225V63L223 62L222 63V60L220 59L221 57L219 56V55H217V56H215V57H213V62H214V65H213V62H212V60L209 62V63H212V66H218V67H220L221 69H222V67H224L225 66V68H223L224 69V71H226V72H224L223 73V70H221V74H222V77H223V79L225 80V83H226V85L224 86V88H222L221 89V91L220 92H222L221 94H220V96H217V95H219V93H215V91H210V90H208V91H200V92H198V93H195V92H193L192 93V91L189 89L190 88V84L191 83H196L197 82V80H193V79H190V78H193L196 74H195V72L196 71H194V70H192V73L190 72V70H191V68L194 66V64L192 63V62H188L187 63V61L185 62V59H183V56H182V54H180L181 53V50H183L184 48H187V46H189L190 45V43H191V41H188V40H190V36H192L193 35V33L191 34V31H189L190 33H187V29H185V24L187 25V21L185 22V20H183V19H187V17L185 16L184 17V13L185 12H183L185 9H187V7H189V6H192V5H195V3L194 2H197L196 3V5L197 6H201L202 5V3H205L206 2V0H205V2H204V0H189L190 2H189V4L188 3H185ZM213 1V0H212ZM223 1H226V3H228V6H229V3L231 4V0H230V2H229V0L227 1V0H214V2H213V6H214V8L218 11V7H220L219 8V10L221 11V13H224L225 11L223 10L224 9V4H226V3H224L223 4ZM233 1V0H232ZM56 2V3H55ZM98 2H96L97 4H98ZM216 2V3H215ZM222 3V4H220V3ZM111 3L112 4H114V5H111ZM249 3V4H248ZM57 4V5H56ZM101 4H98L97 6H98V9H100L99 10V12H105V8H104V10L102 9L103 8V4H102V6H101ZM192 4V5H191ZM216 4H219V5H217L216 6ZM48 5H49V7H48V9L43 13L44 14V16H45V18H46V20H44L43 21V19H40L39 21H40V24H39V26L41 25V26H45V25H47V23L50 25V26H52V25H54V24H58V22H61V19L62 18H60V16H59V14H57L58 12H57V10H58V8H59V6L61 5V2H60V0H50V1H48ZM101 7H100V6ZM111 5V6H110ZM222 5H223V7H222ZM227 5V4H226ZM38 7H42L43 5L42 4H39V5H37ZM107 7H109V8H107ZM252 8V9H251ZM183 9V10H182ZM228 9V8H227ZM102 10V11H101ZM180 10H181V12H180ZM225 10H226V7H225ZM179 11V12H178ZM0 12H2V13H0V19L2 18V16L1 15H4V12L3 11H1L0 10ZM173 12H177V14H175V13H173ZM97 13V12H96ZM101 13H97V14H99L100 15V17H101ZM102 13V16H104L105 14H107V12L105 13V14H103ZM172 13H173V18L171 17L172 16ZM179 13V14H178ZM181 13V14H180ZM88 14H90V15H88ZM184 14V15H183ZM58 15V16H57ZM87 19H88V21H93V20H96V18H95V16L97 17V15L94 13V14H92V13H87ZM91 15H93V17L91 16ZM170 15V16H169ZM174 15H175V17H174ZM177 15V16H176ZM181 15H182V17H181ZM180 16V17H179ZM91 17V18H90ZM17 18H19L18 16L15 18V20L17 21ZM90 18V19H89ZM99 18V17H98ZM97 18V19H98ZM178 18H179V21L181 22H178ZM240 18H241V20H243L244 18H245V20H243L242 22H241V20H240ZM91 19H93V20H91ZM18 20H20V21H17V23L18 24H22V25H28V22H29V20L27 19V18H19ZM56 20V21H55ZM188 20V19H187ZM58 21V22H57ZM246 21H247V23H246ZM250 21L252 22V23H250ZM184 22V23H183ZM248 22H249V24H248ZM150 23V22H149ZM164 23V24H163ZM183 23V24H182ZM245 23V24H244ZM168 24H172L171 26H175L176 28H174L175 29V31H176V33H175V31L173 30V28L171 29V26H169ZM173 24H176V25H173ZM181 24H182V26H181ZM247 24H248V27H246L247 26ZM224 25V24H223ZM243 25V26H242ZM246 25V26H245ZM250 25V26H249ZM251 25H252V27H251ZM40 26V27H41ZM150 26V27H149ZM166 26V27H169L170 29H165L164 27ZM238 26H240L239 28H238ZM40 27H39V30H41L40 29ZM179 27V28H178ZM242 27V28H241ZM246 27V28H245ZM120 28H123V29H120ZM125 28V29H124ZM128 28H130L129 30H127ZM150 28V29H149ZM152 28V29H151ZM183 28H184V30H183ZM243 28H245V29H243ZM251 28V29H250ZM177 29V30H176ZM241 31H240V30ZM243 29V30H242ZM256 30V31H254V30ZM37 30H38V27H37ZM120 30V31H119ZM123 30H124V32H123ZM142 30V31H141ZM150 30H151V33H150ZM155 30H157V31H155ZM166 30L167 32H166V36L165 35H162V34H165L164 33V31ZM249 30V31H248ZM116 31H118V33L119 32H121L122 31V33H121V35L120 34H118L117 33V36L115 37V34H116ZM127 31V32H126ZM129 31H131V33H129ZM141 31V32H140ZM159 31V32H158ZM171 31H172V33H171ZM173 31H174V33H173ZM211 30H209L208 32H210ZM250 31H254L255 32V34L253 35L252 34V32H250ZM37 32L38 31H36V29H35V31H34V34L36 33L37 34ZM40 32V31H39ZM38 32V34L41 36V33H39ZM115 32V33H114ZM128 33L129 35H126V33ZM135 32H136V34H135ZM156 32V35H158V36H156L154 33ZM212 32H214V31H212ZM212 32H210L209 34L211 35V34H213ZM216 32V31H215ZM238 32V33H237ZM239 32H241V33H239ZM252 34H250V33ZM253 32V33H254ZM257 32V33H256ZM124 33H125V35H124ZM139 33V34H138ZM154 35H153V34ZM160 33H162V34H160ZM183 33H185L184 35H183ZM187 33V34H186ZM243 33V34H242ZM33 35V37H34V39H32V40H35V42H36V44H35V42H33V45L36 47V45H37V48L39 47V49L38 50H40V48L42 47V46H44L45 45V41L44 40H46L47 41V39H46V37L45 36H41V37H43L44 38V40H43V38H41L40 36H38V34L37 35ZM134 35V37H133V40L134 39H136V36L137 37H139V39L137 38L136 40H139V41H141V42H139V43H137V41L135 40V43L134 44H130V43H132V41L133 40H131L132 38V36ZM150 35L151 34V36L153 37H150V36H147V35ZM168 34H170V35H168ZM173 34V38H172V40H171V35ZM190 34V35H189ZM242 34V36H240ZM259 34V35H258ZM124 35V36H123ZM132 35V36H131ZM139 35V36H138ZM168 35V36H167ZM185 35H187V38H186V36ZM189 35V36H188ZM210 35H208V37L210 36ZM36 36H37V38L39 37V38H41V39H39V42H38V39H36ZM130 36V37H129ZM144 36H146V38L148 37V38H150V39H153L152 41L151 40H149L148 38L147 39H145V37ZM163 36V37H162ZM170 36V37H169ZM183 36H185V38L183 37ZM261 36V37H260ZM113 37V38H112ZM118 37L119 38H121V39H119L118 40ZM125 37H126V39H125ZM155 37V38H154ZM160 39H158V38ZM168 37L170 38V39H168ZM31 38H32V36H31ZM128 38V39H127ZM140 38L143 40H140ZM162 38V39H161ZM178 40V41H176V39ZM129 39H130V41H129ZM155 39H158V40H155ZM164 39H165V42L167 41L169 44H167V46H168V48L164 45L165 43H164ZM37 40V41H36ZM41 40V41H40ZM42 40H43V42H42ZM123 40H124V42H123ZM146 40L148 41V45H147V47H146V49H145V47H144V44H145V46H146ZM163 40V41H162ZM181 40V41H180ZM104 41V42H103ZM125 41H126V46H124V44H125ZM155 41V42H154ZM239 41V43L240 44H238L237 42ZM258 41V42H257ZM105 42H107V43H105ZM111 43L110 45H109V47H108V44L109 43ZM118 42V43H117ZM119 42H120V45H119ZM151 42V43H150ZM154 42V43H153ZM44 45H43V44ZM115 43V44H114ZM121 43H122V47H121ZM142 43V45H140ZM153 43V44H152ZM156 43V44H155ZM42 44V45H41ZM118 44V45H117ZM159 44H163L162 46H164V50H163V47H161V45H160V47L162 48H159ZM180 44V45H179ZM32 45V46H33ZM105 45H107V47L106 48H103V47H105ZM127 45H128V48H127ZM131 45V46H130ZM138 47H136V46ZM139 45L142 47H140L139 48ZM152 46V48L153 47H157L159 50H157V48L154 50H152L151 49V46ZM155 45V46H154ZM158 45V46H157ZM238 45V46H237ZM33 46V47H34ZM117 46L120 48V50L124 47V48H126V49H129V52H130V54H129V52H128V50L126 51V49H122L121 50V53H123V57H122V54H118V52L117 51H119V48L118 49H116L117 48ZM130 46V47H129ZM134 46V48H131V47H133ZM180 46H182V48L180 47ZM240 46V47H239ZM34 47V48H35ZM148 47H150V48H148ZM170 47H171V49L174 51V52H176V53H174L171 49H170ZM175 47V48H174ZM33 48V49H34ZM37 48H35L36 50H35V52L37 51ZM114 48V49H113ZM168 50H167V49ZM110 49H111V51L112 50H114V54H113V52H111L110 51ZM130 49H135V51H133V50H130ZM163 51L162 53L164 54V59L162 58L161 59V57L163 56L162 54H161V50ZM165 49H166V51H165ZM169 49H170V51H169ZM176 49V50H175ZM96 50H98V49H96ZM115 50H117L116 52H115ZM145 50V51H144ZM151 50H152V52H151ZM178 50H180V53L178 52ZM240 50V51H239ZM106 51V52H105ZM110 51V53H108L107 54V52H109ZM149 51V52H148ZM157 53H156V52ZM172 51V52H171ZM39 52V51H38ZM37 52V53H38ZM132 52H136L137 53V55H138V57H139V54L138 53H141L140 54V58L142 57V54H143V57L145 56V58H144V60L142 59H140V58H137V57H135V54H133ZM155 52V53H154ZM158 52H159V54H158ZM170 52V53H169ZM239 52H240V55H239ZM243 54H242V53ZM246 52V53H245ZM102 53V54H101ZM125 53H126V55H125ZM127 53H128V55H131L130 56V58L128 57V55H127ZM132 53V54H131ZM148 53H152V54H150V56H148L149 54ZM165 53H166V55H165ZM169 53V54H168ZM172 53H174L173 55H172ZM178 53V54H177ZM5 56H4V55ZM8 54H9V57L11 58H9L8 57ZM159 56H158V55ZM168 54V55H167ZM176 54L177 55H179V57L178 58H176ZM246 54V55H245ZM3 55V56H2ZM6 55H7V57H6ZM98 55H100V56H98ZM101 55H103V56H107L106 58V60H105V57H103V56H101ZM113 55H114V58H113ZM118 55H120V57L117 56ZM132 55H133V57H132ZM136 55V56H137ZM151 55H152V58H151ZM156 55H157V58H156ZM173 56V58H174V64H176L177 62V65H175L174 66V70H173V68H171L170 67V65L173 67V65L174 64H172L171 63V61L173 62V60L171 59V58H169V59H171L170 61L167 59V57H172ZM108 56L110 57H112L113 59H115L116 57L118 58V60L119 61H117V59H115V61L112 59V58H108ZM154 56H155V59H154ZM165 56H167L166 58H165ZM180 56H182V57H180ZM7 59H6V58ZM62 57H65V56H59V59H61ZM89 57V58H88ZM100 57V58H99ZM102 57L104 58V61L105 62H103L105 65H108V66H105V65H103L102 67H101V65H102V61H101V59H102ZM128 59V61L126 60V58ZM147 57V58H146ZM159 57V58H158ZM220 57V58H219ZM6 59V63H4L5 62V59ZM83 58V59H82ZM88 58V59H87ZM90 58H92L94 61H96L98 58H99V60H97L96 61V64H95V62L91 59V61H93V63L90 61V63H89V59ZM96 58V59H95ZM135 58H137L136 60H137V64H136V60H135ZM148 58H150L149 60H148ZM180 58V59H179ZM182 58V59H181ZM244 58V59H243ZM80 59V60H79ZM110 59H111V62L109 63V64H107L106 63V61L107 62H109L110 61ZM141 60V62H139L138 60ZM145 59L146 60H148V64H150V69L149 68H146L148 65H147V63H145L146 61H145ZM158 59H160V60H158ZM178 59V60H177ZM215 59H216V64H215ZM243 59V61H240V60H242ZM8 60H9V63H10V65H9V63H8ZM13 60V61H12ZM78 60V61H77ZM81 60H82V62H81ZM125 60V61H124ZM131 60H132V65H130V62H131ZM154 60V61H153ZM155 60H156V63L154 64V62H155ZM157 60H158V63H157ZM161 60H162V62H161ZM167 60V62H168V64L169 65H167V62H165ZM181 60V61H180ZM183 60H184V62H183ZM221 60V61H220ZM2 61H4L3 62V65H4V67L8 70V73H7V71H6V69L3 67V65H2ZM16 61V62H15ZM18 61V62H17ZM76 61H77V63H76ZM80 61V62H79ZM98 61L100 62L99 64H98ZM113 61V62H112ZM124 61V63L121 65V63ZM149 61H151V62H153L152 64H153V67H154V65H156L157 64V66H158V64H160V68L158 69V67L156 66L155 68H154V70H151V69H153V67H151V63L149 62ZM180 61V62H179ZM115 62V63H114ZM125 62H126V64L127 63H129V66H128V64H127V66L125 65ZM139 62V63H138ZM164 62V63H163ZM181 62H182V64L184 63V65L182 66V64H181ZM8 63V64H7ZM73 63H76L77 65H75V64H73ZM86 63V64H85ZM87 63H89L88 65H87ZM113 64V68L111 67V65L110 64ZM120 63V69H119V67H118V64ZM142 63H143V65H142ZM187 63V64H186ZM241 63V64H240ZM246 63V64H245ZM6 64L8 65V66H10V67H8V66H6ZM15 64V65H14ZM91 64V65H90ZM98 64V65H97ZM117 64V66H115ZM165 64V65H164ZM181 64V65H180ZM186 64V65H185ZM190 64V65H189ZM222 64H223V66H222ZM14 65V66H13ZM62 65V66H61ZM66 67H65V66ZM74 65H75V68L76 67H78L79 66V68H80V70H79V68H77V70H74ZM81 65V66H80ZM83 65H85V67L83 66ZM90 65V67H88ZM94 65V66H93ZM95 65H97V66H99V69H97L98 67L97 66H95ZM109 65H110V68H112V70H110V68H109ZM126 67H128V68H126L127 69V72H128V74H126L127 72H126V70H125V66ZM136 65V66H135ZM140 67V68H138V66ZM162 65L164 66L163 68H162ZM166 65L168 66V69L170 68L171 69V71L170 70H168V69H166ZM244 65V66H243ZM92 66H93V68H92ZM105 66V70H104V67ZM121 66H123V67H121ZM146 66V67H145ZM178 66H179V68H180V66H181V69H177L178 68ZM185 66L187 67V69H184L185 68ZM188 66H190L189 67V69H188ZM192 66V67H191ZM1 67H3V68H1ZM8 67V68H7ZM11 67H13V68H11ZM63 67H65V71H64V73H60V72H62L63 71ZM85 68V69H83V68ZM94 67L97 69L96 71H95V69H94ZM103 69H101V68ZM109 68V71L110 72H112L113 71V73L112 74H114V75H112L111 73L109 74V75H111V77L110 76H108V75H105V74H107V71H106V68ZM133 69H135V70H133ZM135 67V68H134ZM144 67V68H143ZM149 67V66H148ZM176 67V68H175ZM183 67V68H182ZM243 67V68H242ZM16 68H17V70H16ZM67 68H68V70H71V72L70 71H67ZM70 68V69H69ZM73 68V69H72ZM87 68L88 69H92L91 71L89 70H87ZM156 68H157V71H155L156 70ZM237 68H238V70H237ZM241 68V69H240ZM62 69V70H61ZM81 69H82V71H81ZM102 70V71H105V73L104 72H102V74L100 73L101 71H99V70ZM115 71H114V70ZM121 69H123L124 71H123V73H125V76L126 75H129V77L130 76H132L133 74H134V77H135V79H134V77L132 76V79L131 78H129L128 76H126V78L127 79H124L125 77H122V76H124L121 72H122V70ZM131 69H132V71H131ZM138 69V71H139V74H140V76H139V74L138 73H136L137 74V76H136V74L134 73V72H136V70ZM144 69H146V70H144ZM164 70V72L165 73H167V72H171V73H168V74H170L169 76H168V74H167V76H166V74H164V73H162V71ZM184 69V70H183ZM227 69V70H226ZM11 70V71H10ZM14 70V71H13ZM94 70V71H93ZM129 70L131 71V72H129ZM140 70L142 71L141 73H140ZM160 70V71H159ZM166 70V71H165ZM168 70V71H167ZM189 70V71H188ZM232 72V74L230 73L229 74V72L230 71ZM17 71V72H16ZM72 71H74V73L72 72ZM76 71H77V74H78V76L80 77V76H82L80 73L82 72V74H83V72H86L87 71V73H89L90 74V76H89V74H86L88 77H86V75H85V79H83V77H84V75L82 76V77H80V78H78V76L76 77V75H75V73H76ZM93 71V72H92ZM99 71V72H98ZM118 71V72H117ZM137 71V72H138ZM143 71L145 72L146 71V73H143ZM152 71V72H151ZM157 72L156 74H155V77L158 75H160L159 76V78L163 75V77H162V80H161V78L160 79H158V77H153L152 78V75L154 76V73L155 72ZM178 71V72H177ZM239 71H241V72H239ZM13 72H14V74L15 73H18L19 72V74H17L18 75V77H20V78H15V75L13 74ZM68 72H70V74L68 75ZM91 72H92V74H91ZM95 72H97V76L98 77H100V78H97V76L96 75H94L95 74ZM115 72V73H114ZM149 72H151L152 74H150ZM174 74H173V73ZM180 72V73H179ZM184 72V73H183ZM186 72H190V74H188V73H186ZM4 73H6L5 75H4ZM10 73H12L14 76H11L10 75ZM39 73V74H38ZM73 73V74H72ZM104 73V74H103ZM117 73V74H116ZM120 75H119V74ZM130 73V74H129ZM147 73H148V76L149 77H151V79H152V82H151V79L150 78H148V76H147ZM160 73V74H159ZM162 73V74H161ZM183 73V74H182ZM226 73V74H225ZM229 75H228V74ZM1 74H3L4 75V77H3V75H1ZM7 74H8V76H10L9 78H8V76H7ZM58 74H60V75H58ZM67 74V75H66ZM99 74V75H98ZM142 74H143V76H142ZM146 74V75H145ZM176 74V75H175ZM178 74V75H177ZM184 74L187 76V78H186V76H184ZM243 74V75H242ZM16 75V76H17ZM40 75V76H39ZM66 76V78H68L69 80H67L64 76ZM70 75H72L70 78L68 77V76H70ZM93 75V76H92ZM103 75H105V76H108V77H104ZM118 75H119V77H118ZM165 75V76H164ZM193 77H192V76ZM247 76V79H244V81H242V78L244 77V76ZM24 76V77H23ZM95 79H92V77ZM101 76H102V79H101ZM116 77L117 76V78L116 79H114V77ZM140 78H139V77ZM144 77L146 80H147V83L149 84L150 83V85H146L145 84V79H143L142 77ZM146 76H147V78H146ZM172 76H173V79H172ZM191 76V77H190ZM233 77L232 79H231V77ZM235 76V77H234ZM5 77L7 78V82H5L6 80H5ZM27 79H26V78ZM38 77V78H37ZM45 78V80H43V82L44 83H48L47 85L45 84L44 85V83L42 82V78ZM63 77L66 79V81L64 80L63 82L61 81L62 79H63ZM72 77H74L73 79H72V81L73 82H71L70 80H71V78ZM90 77H91V79H92V81H93V83H92V81H91V79H90ZM97 79H96V78ZM137 77V78H136ZM168 77H169V79H168ZM171 77V78H170ZM177 77V78H176ZM182 79L183 77L186 79L185 81H184V79H182V83H180L179 84V82L181 81V79ZM242 77V78H241ZM14 78V79H13ZM25 78V79H24ZM34 78L35 79H39V80H37V81H39L38 83H37V81H36V83H35V80H34ZM54 78H59L58 80L57 79H55L54 80ZM77 78V79H76ZM104 78V79H103ZM106 78V79H105ZM121 79V81L119 80V79ZM124 80H123V79ZM140 79V81H142V82H140L139 81V79ZM141 78H142V80H141ZM166 80H165V79ZM10 79H13V80H10ZM23 79V80H22ZM40 79H41V83H40ZM61 79V80H60ZM77 81H76V80ZM99 79H101V82H103L102 84L105 86H103L102 84H101V82H98L99 81ZM108 79H109V81H108ZM111 79V80H110ZM118 79V80H117ZM130 81H129V80ZM137 79H138V81H137ZM149 79H150V82H148L149 81ZM157 80V82L156 81H154V80ZM163 79L165 80V81H163ZM237 79V80H236ZM29 80V82H32V83H29V82H27ZM49 80H50V82H49ZM54 80V81H53ZM76 82H75V81ZM103 80V81H102ZM106 80H107V84H105L106 83ZM116 80V81H115ZM126 80V81H125ZM128 80V81H127ZM132 80H135V82H134V85H135V83H136V85L134 86L133 85V81ZM167 80H168V82L169 83H167ZM171 80H172V84H170L171 83ZM189 80H190V84L188 85V83H189ZM55 81H56V83H55ZM79 81V83H77ZM96 81V82H95ZM112 81V82H111ZM113 81L115 82V83H113ZM117 81H118V83H121L120 85L121 86H119V84L117 83ZM123 81H125L124 82V84L122 83ZM158 81H161V82H158ZM162 81H163V83H162ZM178 81V82H177ZM193 81V82H192ZM196 81V82H195ZM239 81V82H238ZM4 84H3V83ZM16 82V83H15ZM61 82V84H57V83H60ZM65 82V83H64ZM68 82V83H67ZM69 82L70 83H73V84H77V85H79V84H81V86H82V88L79 86L78 87V89L77 88H75L74 87V85L73 84H69ZM85 83L84 85H86V87L82 84V83ZM86 82H89V83H91V85L93 84V86H91L90 84H89V86L87 85L88 83H86ZM105 82V83H104ZM127 82V83H126ZM154 82L156 83V84H154ZM22 83V84H21ZM28 83L31 85L32 84V87H30L29 85H28ZM35 83V84H34ZM43 83V84H42ZM52 85H51V84ZM55 83V84H54ZM66 83H67V85H70V86H67L66 85ZM95 83L97 84L98 83V85H99V89L100 90H98V85H95ZM113 84V86L111 87V85ZM117 83V84H116ZM130 83H132V86H130L129 84ZM161 84V89H163L162 91H170L171 92V94L172 95H176L177 96V94L179 95L180 94V96H179V98H181L180 100L183 102V104L185 103V105H186V107H188V109H187V111L186 112H188V111H190L189 109H193V110H191V114L188 112V114H182V117H181V119H178V118H176V115H177V113H180L181 112V110H176V109H181V108H175V110H174V108H172V109H168V110H165L164 111V116L163 117H161V118H159V119H157V120H155L156 121V124L154 125V126H159V132H158V134H157V136H155V137H159V140H156L155 139V137L153 136V134H152V131H149L150 130V128L149 127H151V126H153L152 125V123L151 124H147L146 126V128L144 129V130H141V133L140 132H138L137 130H136V128H135V124H133L134 123V121H133V119H134V117L131 115V114H126V113H123V112H120V111H118L117 109H116V111H114V109H112V111H110L109 113L111 114V113H115V117H114V115L113 114H111V115H109V114H103L102 113V111H100L99 113H97V111H96V109H90V105H91V100L92 99H90L89 98V96L91 95V98H92V95H94L95 93H96V95H95V97H94V99L96 100V101H98V100H102V98L100 97L101 96V94L103 95L104 94V92H105V90H106V88H107V86H108V88L110 87L111 89H116V91H118V90H120L121 88H123L122 86H124V89H125V93L123 92V94L122 93H120V95L122 94V95H124V96H126V95H128V96H132V97H135V101L133 102V106H134V111H139V110H143V109H145V108H147V109H149L150 111H152L153 112V110H157V109H159V110H163L162 109V107L164 106V104H163V102H162V104L160 103L159 105H155L156 106V108H155V106H152V104H150L149 106H151V107H149L148 105H146V104H144L145 102V100H143V98L142 97H144V99L146 98V96H147V91H149V89H148V87L150 86V88L151 87H153V85L155 86V85H157L158 86V84ZM178 85H177V84ZM3 84V85H2ZM17 84V85H16ZM39 85V84H41L42 86H41V91H39L38 89L40 88V86H38L37 87V85ZM63 84H65V85H63ZM75 84V86L77 87V85ZM101 84V85H100ZM108 84H110V85H108ZM125 84H127L128 86H130V89L128 88V86L127 85H125ZM139 84V85H138ZM143 84V85H142ZM153 84V85H152ZM167 84H169L168 86L170 87V88H168V89H170V90H166L167 88H166V86H167ZM182 84V85H181ZM19 85V86H18ZM34 85V86H33ZM44 85V86H43ZM50 85H51V87H50ZM55 85L56 86H58V88L57 87H55ZM63 85V86H62ZM72 85H73V87L75 88V91H74V88H73V91L74 92H72L73 93V95L75 96V94H78V95H76L77 97L78 96H80V98L81 97H83L82 98V100H84L83 102H81L84 106H85V108H83V106H82V104L81 103H79V101H78V99H77V97L76 98H74V96H72V94L70 93L71 92V88L70 87H72ZM140 85H142V86H140ZM152 85V86H151ZM166 85V86H165ZM173 85H174V87L177 89H174L173 90V92H172V87H173ZM180 85H181V87H180ZM29 86V87H28ZM48 86H49V88H48ZM52 86H54V87H52ZM95 86H97V88H95ZM116 86H118V87H116ZM127 86V87H126ZM185 86H187L186 87V89L188 88V90H185ZM4 87V88H3ZM43 87H45V89L47 90H45ZM67 88V90L69 89V95H68V92H67V90L66 89H64V88ZM83 87H85V88H87L86 90H84L85 88H83ZM93 87V88H92ZM100 87H102V88H104L105 90H103V89H101ZM127 89H126V88ZM133 87V88H132ZM134 87H136V89L134 88ZM144 87H146V89L144 88ZM158 87H160V85L158 86ZM173 87V88H174ZM180 88V90H179V88ZM251 87V88H250ZM19 88H21L20 89V94H21V96H18V98H17V96L16 95H18L17 93L19 92ZM31 88H33V89H31ZM35 88H36V90H35ZM42 88H43V91H45L44 93L42 92ZM52 88H55L54 89V91H53V93L51 94V92H50V90L52 91ZM60 88H63V89H61L62 91H63V97L64 98H67V96H69V98H67V100L66 99H63L64 101L66 100V101H69L68 99H70V103L69 102H64V101H62L61 99V90H60ZM81 88V89H80ZM90 88H92V90L90 91ZM95 88V89H94ZM109 88V89H110ZM138 88V89H137ZM206 88V87H205ZM29 89H30V93H29ZM56 89H58V90H56ZM79 91V93H78V91ZM88 89H89V91H88ZM94 89V90H93ZM131 89H133V90H131ZM139 89H141L142 91L141 92H139L140 90ZM165 89V90H164ZM183 89V90H182ZM207 89V88H206ZM247 89V90H246ZM25 90V91H24ZM56 90V91H55ZM59 90H60V92H59ZM65 90V91H64ZM84 90V91H83ZM130 92H129V91ZM146 90V91H145ZM243 90V91H242ZM18 91V92H17ZM32 91V92H31ZM37 91H38V93H37ZM82 91V94L80 93ZM87 92L88 94H90V95H88V94H86V93H84V92ZM93 91H96V92H93ZM97 91H98V93H97ZM99 91H101V93L99 94ZM128 91V92H127ZM182 91H183V93H182ZM186 91H188L187 92V94L185 93ZM36 92V94H37V96H39V97H37L36 96V94L34 95V93ZM58 92H59V94H58ZM65 92V93H64ZM137 92V93H136ZM138 92H139V94H138ZM143 92H145V93H143ZM244 92V93H243ZM7 93V94H6ZM23 93V94H22ZM39 93H43V94H39ZM45 93H46V95H45ZM56 93L58 94V96H56ZM75 93V94H74ZM141 93V94H140ZM195 93V94H194ZM245 93L247 94L246 96H248V97H246L245 96ZM16 94V95H15ZM19 94V95H20ZM39 94V95H38ZM49 94V95H48ZM50 94H51V96H53V97H51L50 96ZM65 94V95H64ZM71 94V95H70ZM99 95V98H98V95ZM145 94V95H144ZM182 94V95H181ZM14 96V98H17L18 99V101H16L17 99H14L13 97H11V96ZM43 95H45V96H43ZM55 95V96H54ZM188 95V96H187ZM256 96V98H254L255 96ZM4 97V98H2V97ZM26 96H27V98H26ZM37 98V99H35V97ZM49 97V99H50V97H51V100H50V103L51 104H54V102H55V104L54 105H56V103H61L59 106H57V108L59 109V108H61L62 109V111L60 112V110H59V112H58V114H57V112H55L54 113V115L52 114V112H54L55 111V107H52L51 106V104H50V106L48 107L47 105H49V104H47L46 106H44L45 104H46V102H48L49 101V99H48V97ZM59 96H60V99H59ZM71 96L73 97V98H71ZM139 96H140V98H139ZM189 96H191V98H189ZM193 96V97H192ZM42 97L44 98L45 97V100H42ZM47 97V98H46ZM56 97H58V99L59 100H57L56 99ZM121 97V96H120ZM123 97V96H122ZM183 97V98H182ZM13 98V100L12 101H16V103H17V105H18V107H19V104H20V107L22 108V110L20 111L19 109H21L20 107L18 108L17 107V105L16 104H14L13 102H11V99ZM19 98H21L20 100H23L22 102H24V103H22L21 104V101L19 100ZM29 98H30V100L31 101H34V104H32L31 105V101L29 100ZM35 99V100H32V99ZM79 98V99H80ZM87 98H89L88 100L90 101L89 102V106H88V100H87ZM259 98H261V100L259 99ZM25 99V100H24ZM72 99H77V100H75V101H73ZM93 99V100H94ZM140 99H142L143 100V102H142V100H140ZM3 100V101H2ZM28 100H29V102H28ZM36 100H37V102H36ZM41 100V101H40ZM54 100H56V101H54ZM138 100H140V102L138 101ZM188 100V101H187ZM2 101V102H1ZM27 101V102H26ZM43 101V102H42ZM46 101V102H45ZM54 101V102H53ZM61 101V102H60ZM77 101V103L75 104L74 102H76ZM81 101V100H80ZM12 104H11V103ZM41 102V103H40ZM62 102H64V103H67V104H65V105H68V107H66L65 105H64V103H62ZM95 102V101H94ZM241 102V103H240ZM44 103V104H43ZM139 103V104H138ZM143 103L144 104V108H140V107H138V106H141V104ZM10 104L12 105L11 106V109H9L10 108ZM16 105V106H14V105ZM24 104V105H23ZM29 104H30V106H29ZM37 104V105H36ZM40 104V105H39ZM63 104V106H61ZM70 104V105H69ZM74 104V105H73ZM86 104H87V108H86ZM138 104V105H137ZM154 104H155V102H154ZM153 104V105H154ZM189 104H190V107H189ZM22 105H23V107H22ZM72 105V106H71ZM78 105V106H77ZM82 106V108L83 109H80V107L79 106ZM163 105V106H162ZM8 106V108H6ZM29 106V107H28ZM38 106V107H37ZM61 106V107H60ZM74 106V107H73ZM77 106V107H76ZM148 106V107H147ZM159 106V107H158ZM16 109H15V108ZM29 108V110H28V108ZM153 107V108H152ZM14 108V109H13ZM24 108H26L27 109V111H26V109L24 110ZM32 108V109H31ZM40 108V109H39ZM50 108H52V109H50ZM57 108H56V111H58L57 110ZM65 108H66V111H67V113H66V111H65ZM69 108V109H68ZM70 108L72 109V110H74L75 108V112L74 111H72V110H70ZM78 108V109H77ZM137 108L139 109V110H137ZM155 108V109H154ZM39 109V110H38ZM68 109V110H67ZM80 109V111H78ZM84 109H85V111H84ZM86 109H89V110H86ZM248 109V110H247ZM37 110H38V112H37ZM42 110H44L43 112H41ZM199 110H200V112H199ZM18 111V112H17ZM36 111V112H35ZM69 111H71V112H69ZM77 111V112H76ZM81 111H83V112H81ZM86 111H88V112H86ZM177 111V112H176ZM195 111V112H194ZM12 112V113H11ZM13 112H15V114L13 113ZM27 112H28V114H27ZM33 112H35L36 114H33ZM47 112V113H46ZM64 112V113H63ZM69 112V113H68ZM92 112V113H93ZM199 112V114L197 115V113ZM249 112V113H248ZM11 113V114H10ZM43 113V114H42ZM61 113H63V114H66V116H64L63 114H62V116L63 117H61ZM70 113H72V114H70ZM78 113H80V116H79V114ZM119 113V114H118ZM14 114V115H13ZM30 114H32V115H30ZM40 114V115H39ZM45 114V115H44ZM50 114H51V116H50ZM60 114V115H59ZM73 114H75L76 116H78L77 117V119H76V116L75 115H73ZM90 114V115H89ZM103 114V115H102ZM122 114H123V116H122ZM192 114L194 115V114H196L195 116H192ZM7 115H9V117L10 118H7L8 116ZM14 117H13V116ZM22 115H24V116H22ZM29 115H30V117H29ZM34 115V117H32ZM36 115H37V117H36ZM43 117H42V116ZM55 115H56V117H55ZM60 116V118H58L59 116ZM72 115V117H69V116H71ZM101 115V116H100ZM105 115H108L107 117L105 116ZM119 115V116H118ZM229 115V116H228ZM230 115H231V117H230ZM26 116H28V117H26ZM48 116V118H46ZM55 117V119L57 118V120H58V122H57V120H55L56 121V124H55V121H54V117ZM74 116V117H73ZM110 116V117H109ZM117 116H118V118L120 117L121 118V120H122V117H123V120L121 121V122H123L124 123V125H123V123H120V120H119V123H117L116 122V118H117ZM24 117V118H23ZM51 117H53L52 119H51ZM65 117H67V119L65 118ZM111 118V117H113L112 118V120L110 119L109 121L111 122V126H110V123H109V121L108 120H106V119H109V118ZM125 117V118H124ZM132 117H133V119H132ZM190 117H192V118H190ZM49 118H50V121L52 120V122L50 123H48V125H46L45 126V123L44 122H46V119H47V122L49 121ZM70 118H72V119H75L74 121H75V123L77 122V127H76V125H74V121L72 120V119H70ZM82 118H83V116H82ZM119 118V119H120ZM234 118V119H233ZM238 118L240 119V120H238ZM8 120V122L6 123L5 121L6 120ZM24 119V120H23ZM43 119V120H42ZM72 120V122L70 121V120ZM231 119L232 120H234L233 122L231 121ZM20 120H21V122H20ZM40 120V121H39ZM45 120V121H44ZM77 120V121H76ZM91 120V118H90V121L89 120H86V122H85V125L86 126H83V128H84V130L82 131L83 132V135L85 136H83L84 138H86L87 136L86 135H88L87 133H86V129H87V131H92L93 129H94V126L93 125H95V121H92ZM115 120V121H114ZM135 120V119H134ZM240 121L241 123L239 124V122L238 121ZM4 121V122H3ZM19 122V125H18V122ZM41 121H43V122H41ZM68 121H70V122H68ZM43 123V124H41V123ZM47 122H46V124H47ZM90 122V123H89ZM152 122V121H151ZM191 122V123H190ZM236 122V123H235ZM3 123H4V125L6 126V128L5 127H3L4 125H3ZM11 123H13V125H11L10 126V124ZM15 123H16V125H15ZM31 123V124H30ZM33 123V124H32ZM54 123V124H53ZM71 125H70V124ZM90 125H89V124ZM93 125H92V124ZM108 123H109V125H108ZM190 123V124H189ZM225 123H226V125H225ZM28 124H29V126H28ZM40 124V125H39ZM50 124V125H49ZM57 124H58V126H57ZM67 124H69V125H67ZM119 124H121V126H119ZM188 124V125H187ZM239 124V125H238ZM34 125H36L35 126V129H37L36 131H34L35 129H33V127H34ZM68 127H67V126ZM112 125H113V127H112ZM119 126L118 127V131H117V126ZM217 125V126H216ZM229 125V126H228ZM238 125V126H237ZM7 126L9 127V128H7ZM12 126H14L13 128H12V130H11V127ZM18 126V127H17ZM40 126H41V128H40ZM42 126H43V128L45 129H43L42 128ZM65 126L68 128L67 130H66V128H65ZM70 126H72V127H70ZM92 126V127H91ZM221 126V127H220ZM224 126H225V129H223L224 128ZM232 126H233V128H232ZM236 126V127H235ZM258 126V127H257ZM30 127V128H29ZM55 127H57V128H55ZM61 127V128H60ZM256 127V128H255ZM22 128H24V129H22ZM56 129V131L58 132V135L56 134V131H55V129ZM62 130L63 128V130L62 131H60V129ZM75 128V129H74ZM81 128H82V126H81ZM86 128V129H85ZM115 128H116V130H115ZM249 128H252V131H251V129H249ZM7 129V130H6ZM43 129V130H42ZM49 129L51 130L50 131V133H49ZM53 129H54V131L55 132H53ZM90 129V130H89ZM242 129H240V131L242 130ZM244 129L242 130V131H244ZM32 130V131H31ZM59 130V131H58ZM254 130V131H253ZM255 130H257V131H259L258 133H257V131H255ZM19 132V133H17V132ZM34 131V132H33ZM43 131V132H42ZM45 131H46V134H45ZM117 131V132H116ZM21 132V133H20ZM22 132H23V134H22ZM26 132H28L30 135H28ZM49 134H48V133ZM64 133V134H62V133ZM116 132V133H115ZM6 133V134H5ZM12 133H14V134H12ZM26 133V134H25ZM38 133V134H37ZM40 133H42V135H40ZM85 133V134H84ZM110 133L112 134H115V136L113 135H110ZM261 133H263L262 135H261ZM37 134V140L36 141H34V139H36L35 138V135ZM54 134H56V137H55V135ZM65 134H66V137H65ZM258 134V135H257ZM21 135V136H20ZM24 135V136H23ZM27 135V136H26ZM50 137H49V136ZM62 135H64L63 137H64V139L63 138H60V137H62ZM107 135V136H108ZM146 135V136H145ZM217 136H218V142L219 143H222L223 141L224 142H226V141H229V140H231V137H225V136H227L226 134L224 135H222L221 133H220V135L219 134H216ZM221 135H222V137H221ZM11 136V137H10ZM13 136V137H12ZM30 136V137H29ZM42 136V137H41ZM103 136V135H102ZM224 136V137H223ZM6 137H9V139H11L10 141H11V143H13V144H11L10 143V141H9V139L8 138H6ZM15 137H17V138H15ZM20 137H21V139H20ZM25 137V138H24ZM26 137L28 138V139H26ZM34 137V138H33ZM44 137V138H43ZM262 137V138H261ZM22 138H24V139H22ZM30 138H32V141H30ZM40 138H42L43 140H40V143H41V145L42 146H40V145H38L39 143H37L38 141H39V139ZM49 138H51V139H49ZM55 138L57 139V141H58V143L60 142V144H59V146H58V143L55 141ZM71 138V137H70ZM136 138V139H135ZM219 138H220V140H219ZM16 141H15V140ZM48 139H49V141H48ZM60 139H62V140H60ZM72 139H73V137H72ZM6 140V141H5ZM24 140V141H23ZM29 140V141H28ZM69 140V141H68ZM92 141L94 140V138L93 139H91ZM223 140V141H222ZM242 140H243V142H242V145H246L247 147H249L250 146V148H253V155H260V158L261 159H263L264 160V142H263V139L262 140H260V141H258L257 142V140H253L252 139V137H250V136H242ZM19 141V142H18ZM22 141H23V143H22ZM26 141V142H25ZM44 143H42V142ZM45 141V142H44ZM46 141H48V143L46 142ZM52 141V142H51ZM70 142V143H68V142ZM85 141H86V139H85ZM158 141V142H157ZM7 142H8V144H7ZM25 142V143H24ZM33 142V143H32ZM36 144H35V143ZM56 142V143H55ZM223 142V144L226 146V144H228V143H224ZM263 142V143H262ZM18 143H20V144H17ZM46 143H47V145H49V143H50V145H52V146H54V147H50V145L49 146H47L46 145ZM54 143V144H53ZM68 143V144H67ZM16 144V145H15ZM23 144V145H22ZM27 144V145H26ZM65 144V145H64ZM262 144V145H261ZM8 145V146H7ZM10 145V146H9ZM26 147H25V146ZM62 146V148H61V146ZM66 145H67V147H66ZM229 145V144H228ZM12 146H15V147H12ZM10 147V148H9ZM25 147V148H24ZM37 147H38V149H37ZM39 147H40V149H39ZM45 147V148H44ZM48 147V148H47ZM57 147V148H56ZM60 147V148H59ZM66 149H65V148ZM9 148V149H8ZM23 148V149H22ZM51 148V149H50ZM59 148V149H58ZM64 148V149H63ZM70 148V149H69ZM7 149V150H6ZM25 149L26 150H28L27 152L25 151ZM61 149V150H60ZM17 150V151H16ZM40 150V151H39ZM46 150V151H45ZM60 150V151H59ZM62 150H64V151H62ZM69 150V151H68ZM185 150H186V152H185ZM12 151V152H11ZM19 151H21V152H19ZM22 151H24L25 152V154H26V156L25 155H23V153L24 152H22ZM34 151H35V153H36V151H38L36 154L34 153ZM43 151V152H42ZM251 151V152H252ZM8 152V153H7ZM11 152V153H10ZM17 152H18V154H17ZM29 152V154H27ZM41 152H42V154H41ZM50 152V153H49ZM60 152V153H59ZM62 152V153H61ZM64 152V153H63ZM6 153V154H5ZM38 153H40V154H38ZM34 154V155H33ZM45 154V155H44ZM52 154V155H51ZM53 154H54V158H53ZM57 154H58V157H56L57 156ZM63 154H65V155H63ZM17 155V156H16ZM31 157H30V156ZM42 157H40V156ZM48 155H50L49 156V158H48ZM3 156V157H2ZM23 156V157H22ZM25 156V157H24ZM30 158H29V157ZM36 156V157H35ZM43 156H45V157H43ZM52 156V157H51ZM5 157V158H4ZM38 157V158H37ZM60 157V158H59ZM62 157V158H61ZM158 159L157 160H155V158H154V163H155V165L157 164V166H158V164L159 163H162V160H163V157H160V156H156ZM217 157H218V159H217ZM228 157V158H227ZM6 158H9L8 160L6 159ZM16 158V159H15ZM23 158V160H20V159H22ZM32 158H35V160L34 159H32ZM41 159V161H42V163H41V161H40V159ZM44 158V159H43ZM55 158H56V161H55ZM39 159V160H38ZM17 160H20V161H17ZM25 160V161H24ZM48 161L47 163L46 162H44V161ZM60 160V161H59ZM5 161V162H4ZM13 161V162H12ZM16 163H15V162ZM29 161V162H28ZM51 161V162H50ZM52 161H54V163L52 162ZM135 161H138V159L137 160H135ZM164 161V160H163ZM11 162V163H10ZM19 162V163H18ZM24 162V163H23ZM36 162H38V163H36ZM157 162V163H156ZM5 163V164H4ZM7 163V164H6ZM10 163V166L12 167V166H15V168L13 167V169L14 170H12V169H9V167L10 166H8V164ZM25 163H27V164H29L28 165V167H27V164H25ZM44 163H46V168L43 166V165H45ZM57 163V164H56ZM12 164V165H11ZM15 164V165H14ZM43 164V165H42ZM48 164H51L50 166H51V168H50V166L48 167ZM53 164V165H52ZM262 164H263V169H264V161L262 162ZM23 165H26V167L25 166H23ZM30 165H34V167H32V166H30ZM38 165H39V167H38ZM37 168H36V167ZM41 166V167H40ZM52 166H54L53 168H52ZM10 167V168H11ZM20 168V170H18L19 168ZM31 167H32V174L31 175H28V173H31ZM17 168V170H15ZM30 168V169H29ZM245 168H248V166L246 165V167ZM7 170V171H9V174H8V172H6L5 170ZM22 169H25V170H28V171H22ZM99 169H102V167L101 168H99ZM2 170V171H1ZM49 170H51L50 171V173L52 174V171H53V174H52V177H50L51 176V174H46L47 173V171L49 172ZM13 173H12V172ZM16 171V172H15ZM19 171V172H18ZM20 171H21V173H20ZM34 171H35V173H34ZM40 172V173H38V172ZM11 172V173H10ZM23 172V173H22ZM28 172V173H27ZM56 172V173H55ZM34 173V174H33ZM42 173L44 174V175H42ZM60 173V174H59ZM4 174L6 175V176H4ZM12 175V177H11V175ZM17 174V175H16ZM19 174H22V175H19ZM39 174H41V175H39ZM61 177V179H60V177L58 176V175ZM8 175V176H7ZM13 175H14V177H13ZM19 175V178L17 179V176ZM33 175V176H32ZM45 175H47V177H48V179L45 177ZM53 175H54V178H53ZM2 176H4V177H2ZM31 176L33 177V178H35V179H33V184H32V179H31ZM37 176H38V178H37ZM41 176V177H40ZM56 176V177H55ZM8 177V178H7ZM10 177V178H9ZM8 180H10V181H13V183H11L10 181H8ZM14 178V179H13ZM23 178V179H22ZM25 178V179H24ZM46 178V179H45ZM69 180H68V179ZM73 179V183L72 182H70V181H72V179ZM2 179V180H1ZM21 179H22V181H21ZM39 179H41L40 181H39ZM46 180V181H43V180ZM52 180V182H51V180ZM62 179H64V180H62ZM71 179V180H70ZM3 180H4V183H3ZM15 180H17V183H16V181ZM49 180V181H48ZM53 180H56L55 182H53ZM61 180H62V182H61ZM2 181V182H1ZM15 181V182H14ZM31 181V182H30ZM36 181V182H35ZM68 181V183H66ZM114 181H115V183H114ZM5 182H7V183H5ZM10 182V183H9ZM18 182H19V184H18ZM30 182V183H29ZM37 182H40L39 184L41 185H37ZM45 182H47L46 184H47V186H46V184H45ZM58 182V183H57ZM61 182V183H60ZM17 185H16V184ZM24 183V184H23ZM27 183L28 184H30L29 185V188H31V185H32V187H35V190H34V188H31V189H29L28 188V186H27ZM50 183V184H49ZM54 183V184H53ZM4 184V185H3ZM5 184H9L10 185V187H12L13 189H10V187L9 186H7V185H5ZM12 184V185H11ZM13 184H15V186L17 187V188H15V186L13 185ZM22 184H23V187H25V185H26V189H28V190H32V194H34L35 192H37L36 194H34V195H32L31 197H33L32 199H33V201H32V203H31V201H30V203H29V201L28 200H26L28 197V199H30L31 197H30V195H31V192L29 193V191L28 190H24L23 188H22ZM34 184H36L37 186H35ZM45 184V185H44ZM49 184V185H48ZM68 184V186H66ZM119 184V183H118ZM2 185V186H1ZM44 185V186H43ZM56 185H59V187H55ZM7 186V187H6ZM39 186V187H38ZM46 187V189L44 188V191L42 192L41 190H42V188L41 187ZM52 186H53V188H52ZM70 186V187H69ZM186 186H187V189L189 190V189H191L192 188V186H193V184H192V182L190 181V180H187V182H186ZM238 187V185L236 184V183H233V182H229V183H227L226 184V186H225V188L222 190V191H220V193H223V192H226L227 191V189L228 190H230L231 189V187ZM243 186V187H242ZM241 186V188H245V184L244 185H242ZM263 188H264V183H263ZM6 187V188H5ZM18 187H19V189H18ZM65 187H66V189H67V191L65 190ZM239 187H240V185H239ZM3 188V189H2ZM21 188L23 189L22 191H21ZM37 188V189H36ZM38 188H39V190H38ZM52 188V189H51ZM56 188H58V190L59 189H61V190H59V193L57 192V189ZM115 188V189H114ZM7 189V190H6ZM5 190H6V192H5ZM48 190H51V191H48ZM54 190H56L55 192H56V194L57 195H55V192H54ZM103 190V189H102ZM8 191L11 193V195L12 194H14V193H16L17 194V196H15V195H13L12 197H11V195H9V196H7L9 193H8ZM20 191V192H19ZM25 191H26V193H25ZM27 191H28V195H27ZM41 191V192H40ZM63 191V192H62ZM3 192V193H2ZM40 192V193H39ZM52 194H51V193ZM54 192V193H53ZM60 192L62 193V194H60ZM259 192V193H258ZM258 192H256L255 190H253L252 191V195H256V194H262V193H264L263 191L261 192V191H258ZM19 193H21L20 195H18ZM39 193V194H38ZM73 193V194H72ZM7 194V195H6ZM48 194H49V196H48ZM5 195H6V200H5ZM23 195V196H22ZM26 197H25V196ZM39 195V196H38ZM45 195V196H44ZM52 195H55V196H52ZM59 195V196H58ZM67 195V196H66ZM74 195H76L77 196V198H76V196H74ZM19 196H20V198H19ZM36 196V197H35ZM55 197L54 198V200L53 199H51L52 197ZM66 196V197H65ZM72 196V197H71ZM78 196H80V197H78ZM97 196V197H96ZM254 196H252V202H254L253 200H255L256 201V198L254 197ZM257 196V195H256ZM3 199H2V198ZM9 197H11V198H13L14 197V199H10ZM22 197H23V200H22ZM74 197V198H73ZM253 197H254V199H253ZM262 197H263V195H262ZM35 198V199H34ZM36 198H37V200H36ZM40 198V199H39ZM49 198V199H48ZM62 198L63 199H65L66 200V202L68 203L66 206H65V208H63V212L60 214V217H58L57 216V213L55 212V210L54 209H49V207H51L52 205H54L55 204V202L57 201V202H59V201H61L62 200ZM75 198H76V201L78 200V198L80 199V200H78L77 202L79 203V201L82 203V200H83V203H84V205H82L81 203H75L74 202V200H75ZM97 198V199H96ZM8 199V200H7ZM32 199H30V200H32ZM42 199V200H41ZM69 199H73V201L72 202H69V201H71V200H69ZM82 199V200H81ZM105 199V200H104ZM3 200H4V202H3ZM11 200V201H10ZM15 200H17V201H15ZM21 200V202H19ZM26 200V202H28L27 204H26V202H24ZM44 200H45V202H44ZM100 200H101V204H100ZM7 201V202H6ZM9 201V202H8ZM38 201V202H37ZM49 201V202H48ZM104 201H105V203H104ZM109 201H111L110 203H109ZM12 202V203H11ZM56 202V203H57ZM87 202H89V203H87ZM94 202H95V204L96 203H98V206H99V209H101V210H103V212L101 211V210H97V208H98V206H97V208L95 207L96 205H94ZM172 202H173V199H169V204L167 205V206H165V210H171V204H172ZM260 203H262V200L261 201H259ZM263 202H264V199H263ZM4 203V204H3ZM10 203V204H9ZM15 203V204H14ZM70 203V204H69ZM75 204L74 206H73V204ZM109 203V204H108ZM260 203H259V205H260ZM2 204H3V206H2ZM11 204H13L12 206H11ZM29 204V205H28ZM32 204V205H31ZM105 204V205H104ZM106 204H108V208H105V207H107L106 206ZM70 205H71V207H70ZM81 205H82V209H81ZM100 205L102 206L101 208H100ZM110 205V206H109ZM118 205H120V206H118ZM131 207V209H133L132 211H130L131 209H129L130 207ZM5 206V207H4ZM10 208V206H11V209H9L8 207ZM32 206V207H31ZM73 206V207H72ZM103 206H104V208H103ZM253 206L254 205H252L251 207H252V209H255V206H254V208H253ZM264 205H263V203L261 204V207H263ZM3 207H4V209H3ZM15 207V208H14ZM119 207H121V208H119ZM256 207H258V206H256ZM260 206H259V210L261 211L260 212V221H263L264 219H263V215H264V207L263 208H261ZM67 208V210L69 209V208H71L70 210H68V213H69V217L67 216L68 215V213H67V210H65ZM74 208L77 210H74ZM79 208V209H78ZM109 208H113L112 209V211H111V209H109ZM115 208V209H114ZM3 209V210H2ZM5 209H9V210H5ZM42 209H43V212H42ZM85 209L87 210V212L85 211ZM105 209H108V210H105ZM116 209H118V211L116 210ZM4 210H5V212H4ZM79 210V211H78ZM82 210V211H81ZM104 210H105V212L106 213H104ZM111 211V213L109 214L110 215V218H107V216H106V214H107V212L108 211ZM115 210H116V212H115ZM9 211V212H8ZM11 211V212H10ZM38 211L40 212L41 211V213H38ZM50 211V212H49ZM70 211H73V212H70ZM83 211H84V213L86 214H83ZM91 211H93L92 213H93V217H92V214H91ZM101 211V214L100 213H98V212H100ZM134 211V212H133ZM13 212V213H12ZM15 212V213H14ZM47 212V213H46ZM49 212V213H48ZM56 214H54V213ZM82 212V213H81ZM90 212V213H89ZM121 212V213H120ZM10 213H11V215H10ZM21 213V214H20ZM38 213V214H37ZM65 213H67V214H65ZM80 213H81V216H82V218H81V216H80ZM87 213H88V216H89V218H88V216H87ZM98 213V214H97ZM103 213H104V215L105 216H103ZM115 213V214H114ZM125 213L126 214H128V215H126L125 216ZM130 213H131V215H130ZM133 213V214H132ZM262 213V214H261ZM46 214H48V215H46ZM52 215V214H54V215H52L51 217H50V215ZM84 215V219H83V215ZM99 214H100V217H99ZM35 215V216H34ZM44 215V216H43ZM71 215V216H70ZM111 215H112V218H113V215H116L117 216V218L114 216V219H113V221H116V224L117 225H115L114 223L112 224L111 222H112V218H111ZM18 216V217H17ZM41 216H43V219L45 218L46 220L45 221H43V219H42V217ZM61 216H63L64 218L62 219V217ZM68 218H75L76 216H78L77 217V220H75V219H72L74 222H72V220H71V224L69 223V224H67L66 222H68V219H66L67 217ZM80 216V217H79ZM85 216H87L86 217V219H85ZM90 216H91V226L93 225H95V223H97V228L95 229V226L93 227V228H91V226L89 227L86 223H84V222H80L79 223V221H82V219H83V221L85 220V222H88V220L90 221ZM95 216V217H94ZM97 216V217H96ZM102 216V217H101ZM132 216V217H131ZM141 216V217H140ZM263 216V217H262ZM12 217V218H11ZM16 217V218H15ZM30 217V218H29ZM32 217V218H31ZM41 217V218H40ZM57 217L58 218H60L61 220L59 221V220H57ZM109 217V216H108ZM129 217V218H128ZM197 217H199L198 215H197ZM196 217V218H197ZM79 218V219H78ZM106 218L108 219V220H106ZM133 220H132V219ZM210 218H212V217H210ZM261 218L263 219V220H261ZM25 219H26V221H25ZM27 219H28V221H27ZM35 219H37V220H35ZM66 220V222H65V220ZM94 219H98V220H94ZM101 219H103L102 221H101ZM111 221H110V220ZM130 219L132 220V221H130ZM25 222H24V221ZM30 220V221H29ZM33 220H35L36 222L34 223L35 225H36V227L35 226H33L34 224H31L32 222H33ZM40 220H41V222H40ZM58 221V223H57V221ZM79 220V221H78ZM125 220H126V222H125ZM128 220V221H127ZM51 221H52V224H51ZM64 221V222H63ZM76 221H78V222H76ZM124 221V222H123ZM54 222V223H53ZM70 222V221H69ZM94 222V223H93ZM98 222H99V224H98ZM100 222H101V224L103 225V226H101V224H100ZM121 223V224H119V223ZM132 222L134 223V225H132ZM39 223L41 224V225H39ZM55 223H57L56 225H54ZM78 223V224H77ZM125 223L127 224V225H125ZM130 223V224H129ZM80 224V225H79ZM83 224H85V226L83 227L82 225ZM105 224V225H104ZM108 224H112L111 226L110 225H108ZM145 224V225H144ZM33 227L32 228V233H30L31 232V230H29L30 228H31V226ZM61 225V226H60ZM64 225H66L69 229H71L72 230V228L74 227V233H75V231H76V233L74 234V238H73V230L72 231H70L71 233L69 234H65L63 231L66 229V227H64ZM76 225V226H75ZM81 226V227H83V228H79V226ZM123 227H122V226ZM30 226V227H29ZM60 226V230L61 231H59L58 230V227ZM119 226V227H118ZM124 226H125V228H124ZM126 226H127V228L128 229H126ZM201 226V227H200ZM261 226H264L263 225V223H262V225ZM35 227V228H34ZM104 229H103V228ZM110 227H112V228H114L115 229V231H113L114 229H112L111 228V230H110ZM118 227V228H117ZM130 227V228H129ZM132 227V228H131ZM38 228L41 230H39L40 232H38ZM42 228V229H41ZM56 228V229H55ZM65 228V229H64ZM88 228H91L92 230H90L89 229V231L88 232H86L87 230H88ZM99 228V229H98ZM101 228H102V230H103V232H102V230H101ZM107 228H108V230L109 231H111V232H109V231H107ZM120 228H121V230H120ZM124 228V229H123ZM33 229H37V231H35L34 230V232H33ZM64 229V230H63ZM82 229V232H83V234L81 235V232L80 233H78V231H80ZM87 229V230H86ZM98 229V230H97ZM117 229V230H116ZM123 229V230H122ZM129 229H130V231H134L133 229H136V232L134 231V233H132V232H130L129 231ZM56 230H57V232H56ZM94 230V231H93ZM97 230V231H96ZM100 230V231H99ZM106 230V231H105ZM128 230V234H130V235H128L127 234V232L126 231ZM60 233H59V232ZM112 231H113V233H112ZM121 231V234L119 233ZM124 231V232H123ZM24 232V233H23ZM37 232V235H34V233H36ZM56 232V233H55ZM85 232V233H84ZM89 232H92V234H91V236H90V233ZM95 232V233H94ZM97 232V233H96ZM101 234H99V233ZM112 236V235H115V237H112L111 238V236H108L109 234ZM116 232V233H115ZM141 232V233H140ZM87 233V234H86ZM117 233H119V234H117ZM202 233V234H201ZM31 234V235H30ZM46 234V235H45ZM61 234V235H60ZM65 234V236L67 237V240L66 241H62L61 240V237H62V235H64ZM89 234V235H88ZM93 234H95V236L97 235V239L99 238V240H101V242H103V241H105V242H103V243H105L104 245H103V243H101V242H99V240H97L96 238H95V236L93 235ZM132 234V235H131ZM133 234H134V238H132L133 237ZM254 232L252 233V235L251 236H255L256 234H254ZM9 235H10V233H9ZM29 235H30V239L31 240H33V242H35L34 240L37 238V236L39 237V238H37L36 239V244L35 243H32V246H31V244H29L30 242H29ZM34 235V237H32ZM44 235V236H43ZM59 235V236H58ZM79 237H78V236ZM93 235V236H92ZM98 235H99V237H98ZM103 235V236H102ZM127 235V237H125V239H123V236H126ZM141 235V236H140ZM25 236V237H24ZM81 236V237H80ZM85 236H86V238H87V240H90L89 242H87L85 239ZM121 236V237H120ZM132 236V237H131ZM143 236H144V238H143ZM263 236V234H260V235H257V236H255L254 238H255V240H256V245H257V243H260L259 241H261V238L258 240V238L259 237H262ZM41 237V238H40ZM42 237H44V239H42ZM88 237H91V238H89L88 239ZM94 239H93V238ZM101 237V238H100ZM104 237V238H103ZM135 237H136V239H141V240H136L135 239ZM46 238H48V239H46ZM103 238V239H102ZM254 238H253V240H254ZM257 238V239H256ZM38 239H39V241H38ZM59 239V240H58ZM110 239V240H109ZM28 240V242H26ZM41 240V241H40ZM45 240H47L46 241V243L47 244H50V246L49 245H46V243H45ZM51 240V241H50ZM92 240H93V242H92ZM95 240V241H94ZM103 240V241H102ZM107 240V241H106ZM118 240V241H117ZM122 240V241H121ZM125 240V241H124ZM127 240V241H126ZM136 240V241H135ZM258 240V241H257ZM61 241V242H60ZM109 241V242H108ZM141 241V243L139 244V242ZM59 242V243H58ZM84 242L86 243L87 242V245L86 244H84ZM107 242L109 243V244H107ZM117 242V243H116ZM122 242H124V243H122ZM129 242V243H128ZM136 242H137V244H136ZM190 242V243H189ZM62 243V244H61ZM90 244V247H89V244ZM95 243V244H94ZM100 243V244H99ZM110 243H113L115 246L117 245V247L116 248H121V250H123V252H124V250H125V252L124 253H126V254H123L122 253V251L121 250H118V249H116L114 246H112L113 244H110ZM128 243V246H125V244H127ZM189 243V244H188ZM192 243V244H191ZM196 243V244H195ZM26 244H29L30 245V247H27L26 246ZM53 244H57V245H55L56 247H55V249H57V250H55L53 247H54V245ZM59 244H61L62 245V247H61V245H60V247H59ZM85 245V247H84V245ZM92 244V245H91ZM94 244V245H93ZM99 244V245H98ZM107 244V245H106ZM120 244V245H119ZM123 244H124V246H123ZM129 244H131V245H129ZM132 244H135V245H132ZM142 244V245H141ZM143 244H145V245H143ZM191 244V245H190ZM198 244V245H197ZM96 245H98V247L96 246ZM104 247H106V248H104ZM119 245V246H118ZM137 245V246H136ZM138 245H139V247H138ZM190 245V246H189ZM255 245V246H256ZM37 246H40V248L39 247H37ZM73 246H74V248H76V252H77V256L75 255V257H73L74 256V254L76 253L75 252V250H74V248H73ZM92 246H94V247H92ZM102 246V247H101ZM141 246V247H140ZM144 246H146V248L144 247ZM190 248V249H188V247ZM199 246V247H198ZM261 246V245H260ZM259 245L257 246V249L259 248V252H263L264 251V247H260ZM23 247H24V249H23ZM42 247V248H41ZM43 247H45V248H43ZM50 247H51V249L53 248V250H51L50 249ZM72 247V248H71ZM83 247V248H82ZM122 247H124V248H122ZM128 247V248H127ZM132 247V248H131ZM143 247H144V249H143ZM38 248V249H37ZM60 248V249H59ZM81 249V250H78V249ZM90 248V249H89ZM101 248V249H100ZM103 248V249H102ZM128 249V251L129 250H131L130 252H131V254H132V256L135 258H133V257H131V254H129L128 252H127V249ZM186 248V249H185ZM44 249H47V250H45V253H44V251L43 250ZM73 251H72V250ZM100 250V252L102 253V252H104V253H100V252H98L97 251V253H99L98 255H99V257L97 258L96 256V252H94L95 250ZM107 250L108 249V251H105V250ZM147 249V250H146ZM157 249L159 250H162V247L161 246H158L157 247ZM185 249V250H184ZM26 250V251H25ZM50 250V251H49ZM58 250H60V251H58ZM68 250V251H67ZM71 250V251H70ZM78 250V251H77ZM84 250V252H82ZM117 250V251H116ZM134 250V251H133ZM145 250V251H144ZM149 250V251H148ZM151 250H152V252H151ZM178 250H181V254H180V252L178 251ZM183 250V251H182ZM189 250V251H188ZM192 252H191V251ZM263 250V251H262ZM25 251V252H24ZM28 251V252H27ZM47 251V252H46ZM49 251V252H48ZM54 251V252H53ZM63 251L65 252V253H63ZM87 251V252H86ZM109 251H110V253H109ZM137 251H139V252H137ZM144 253H143V252ZM179 252V255H177V253ZM37 252V253H36ZM59 252V253H58ZM70 252H71V254H72V257H71V254H70ZM75 252V253H74ZM80 252V253H79ZM81 252H82V254H81ZM114 252V253H113ZM137 252V253H136ZM147 252H148V254H147ZM177 252V253H176ZM258 250H257V253H252V255H250L249 253H248V256L249 257H251L250 259L252 260V261H254V263L257 261V262H259L258 260ZM27 253H29V255H26ZM51 253V254H50ZM53 253V254H52ZM58 253V254H57ZM66 253H67V255H66ZM74 253V254H73ZM94 253H95V255H94ZM106 253V254H105ZM112 253H113V255H112ZM133 253L135 254V255H133ZM140 253V254H139ZM144 255H143V254ZM150 253V254H149ZM174 253H175V255H174ZM187 253H190V254H187ZM192 253V254H191ZM49 254H50V256H49ZM122 254V255H121ZM127 254H128V256H127ZM141 254H142V257H141ZM183 254V255H182ZM187 254V255H186ZM59 255V256H58ZM61 255H63L62 256V258H61ZM64 255H65V257H64ZM78 255H79V257H78ZM91 255V256H90ZM94 255V256H93ZM117 255H118V257H117ZM171 255H173L172 256V258H171ZM185 255V256H184ZM195 255V256H194ZM255 255V256H254ZM37 256V258H35ZM52 256H54V257H52ZM56 256H58L57 258H56ZM86 256V258H84V259H86L87 260V262H86V260H83V258L82 257H85ZM100 256H101V258H100ZM145 256V257H144ZM146 256H147V258H146ZM152 256V257H151ZM174 256H176L175 258H173ZM178 256H179V259L177 260V258H178ZM183 256V257H182ZM192 256L194 257V259L192 258ZM198 256V257H197ZM89 257H91V258H89ZM94 257V258H93ZM117 257V258H116ZM124 257V258H123ZM148 257H149V259H148ZM182 257V258H181ZM253 257H255V258H253ZM15 258V260H17L16 262L14 261V260H12V259H14ZM60 260H62V261H60ZM74 258V259H73ZM76 258V259H75ZM88 258V259H87ZM100 258V259H99ZM132 258H133V261L131 262V260H132ZM168 258H169V260H168ZM35 259H38L37 261H35ZM44 259V260H43ZM82 259V260H81ZM90 259V260H89ZM97 259V260H96ZM99 259V260H98ZM126 261H125V260ZM144 261H143V260ZM148 259V260H147ZM155 259H156V262H154L155 261ZM176 259V260H175ZM34 260V261H33ZM54 260V261H53ZM57 260V261H56ZM89 260V261H88ZM118 260H119V263H118ZM153 260V261H152ZM77 263H76V262ZM98 261V262H97ZM124 263H123V262ZM146 261V262H145ZM150 261V262H149ZM171 261V262H170ZM179 261V262H178ZM193 261H195V263L193 262ZM37 262V263H36ZM41 262V263H40ZM81 262V263H80ZM83 262V263H82ZM163 262V263H162ZM165 262V263H164ZM174 262V263H173ZM260 263H263L264 264V259L262 260V261H260ZM89 264H92V262H90ZM211 264V263H210ZM213 264V263H212ZM259 264V263H258Z\"/></svg>", "mask_w": 264, "mask_h": 264}]
</instances>
